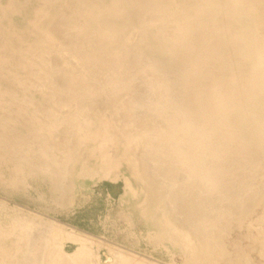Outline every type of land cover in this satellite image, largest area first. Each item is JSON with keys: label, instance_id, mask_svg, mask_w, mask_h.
<instances>
[{"label": "rangeland", "instance_id": "rangeland-1", "mask_svg": "<svg viewBox=\"0 0 264 264\" xmlns=\"http://www.w3.org/2000/svg\"><path fill=\"white\" fill-rule=\"evenodd\" d=\"M39 1V2H38ZM58 1V0H57ZM63 0H61V1H58V2H55V0H43V1H41L42 3H43V5L41 4V5H39L40 4V0H0V34H2V35H0V120L2 119V120H4V121H2L1 120V122L0 123H3V124H0V228L1 229H3L4 230V232H3V230H1L0 229V237L2 236V237H4V238H2L1 237V241H2V243H0V249H1V251L3 252L5 249H7V247L9 248L8 250H5L3 253L2 252H0V264H2V262H3V264H8L7 262H9V264H11V263H13V264H17V262H16V260L18 261V258H19V261H18V264H24V262H26L25 264H46V259H47V255H49L48 257H50L51 256V254L53 253V252H55L54 250H53V252L51 253H49V252H47V254H43V253H41V252H39L38 251V253H37V251L35 250V244H37L38 242H39V237L40 236H42V235H44V231H47L46 229H47V226H46V223H45V221L44 220H46V221H53V220H55L56 222H59V223H61V224H65V225H67V226H69V227H66V226H64L65 227V229H66V231L68 232V230L69 231H74V232H76V233H78V234H80V235H82V237L84 236V237H86L88 240L89 239H92V240H90V242L87 240L86 241V244L84 245V243H83V246H81V247H87V248H85V249H83L84 250V255L82 256L83 258H84V260L85 261H87L88 262V264L90 263V264H112V263H114L115 262V264H118V262L120 263V261H118V260H116V257L114 256V253H117V252H119L117 249V247H119V250L121 249L120 247H122L123 249H121V251L120 252H122V254L123 255H125V257L123 258V256H120L121 258H119V260L121 259V261H123L125 258H126V254H132L134 257H141L139 260H143L144 259V261H148V262H150V263H153V264H195V261L193 260V261H190V259L189 258H187V256L185 255L187 252H186V249H185V251H184V248L185 247H183V245L181 244V232L182 231H180L181 230V228L179 227L180 226V223H179V221L174 217V218H171V219H169V217L168 216H166V213H163L162 211H164V212H167V210H164V209H162V211L160 210V211H158L157 212V214H154L150 219L148 218V217H145L144 215L142 216V211H143V206H142V200H143V196H141L140 198L139 197H134V195L131 193V191H129L128 190V192L126 193L125 192V187H126V183L124 182L125 181V177H127V176H129V175H131V173H130V169L128 168H126V166H115V167H112V173L110 174V176H104V177H108V178H105L104 179V177L102 176L103 174L102 173H99L100 171H102V170H104V169H106V167H108V166H105L106 164H103L104 162H103V160L102 161H97V160H101L100 158H98V159H96L97 158V155H99L100 153H101V151H106V148H104L103 150H97V149H100V143H101V141H100V143H99V140H97V141H94V143H92L91 145L89 144V145H87V146H84V148L82 147L81 148V151L80 152H78V154H79V156H80V158H79V156H76L75 157V164L77 165V163H78V165H77V167H76V165L74 164V160L72 159V164L70 165V168H68V167H66V168H68L69 170H67L66 169V172L64 171L65 169L63 168V167H65V166H63L62 168L64 169V170H62L61 169V166H60V168L58 169L59 171H60V169H61V172L64 174V172H65V174H64V176L62 175V173L60 174L59 173V178H57V174H58V172L56 171V169L55 168H58V166L59 165H56L57 164V162H58V157L60 158V156H58V154H57V152H58V149H56V151H55V149H50V146H49V144L48 143H46L47 145V149H46V146H45V142H46V140H47V138L46 139H42V141H43V144H41V145H44V146H42V147H44L45 149H46V151H42L43 150V148L41 147V148H39L37 145H40L39 143H40V141H39V139L41 140V137L42 136H44L45 135V137H46V135L48 134V132H49V130L54 126L53 125V123L54 122H57L58 120L60 121H58L56 124H55V126H57L59 123H61V122H65V124H66V121H65V119H63L62 118V116H61V114L64 116V115H68L69 116V120L71 119L72 121H69V120H67V121H69V123H67L66 125L64 124V122L63 123H61V124H59L60 126L62 125V124H64V126L62 125L61 127H68V129L70 128L71 129V131L72 130H76L77 131V133H78V135H87V134H95V133H97L98 131H101L102 129L100 128V126L103 128L104 126H109V125H111V123H112V113H111V111L114 109V108H116L117 107V104L118 103H116V106L113 108V109H107V108H105V107H108V104L106 105V103H110V101L111 100H108V99H110V98H113V97H116L117 95V92H119L118 93V95H121V96H123L122 94H124V93H122L121 94V91L123 92V90H121V89H123L124 87L122 86V85H124V86H127V85H129L131 82H132V79L135 77V75L137 74H135V72H140L141 70H143V68H146V66H148L147 65V63H145V61L143 62V63H145V64H143L142 63V65L143 66H141V63L139 64V63H134L133 65H132V62H130L131 60H133V57L132 58H129V56L130 55H128V53H126L127 52V47H123L122 48V50L121 51H124L125 49V53H124V55H123V60H124V62H125V60H126V62L128 61V60H130V61H128L127 63L125 62V63H122L118 58H117V60H115V58H113V57H110V59H108V58H106V57H104V56H108V54H110V45H109V42H108V45L106 44V47H109V48H106V49H104V51H102L101 52V54L103 55V53L104 52H106V55H104V56H102L101 54L99 55L100 57H101V62H106V66H104V67H106L104 70H105V72L104 73H106V71H107V64L108 63H110L109 65H108V69H113L114 68V64H117V62H118V64H121L122 63V65H121V67L122 68H120L121 69V74L118 72V76H116V74H115V76H116V78L117 79H121L120 77L122 76V80H118V82H119V84H116V83H114V85H110V88H108V87H105V88H107V89H105L104 88V85H102V87L103 88H101V85H99V90H101L102 92H94V90H92V88L94 89L95 87H96V85L95 84H97V86H98V79H95V78H97V77H100L101 75V73L104 75V73L103 72H100L101 70H102V63L101 64H98V62L100 63V60H98L97 58L95 59V60H98L97 61V64L98 65H100V66H98V65H95L94 63H93V61L94 62H96L95 60H93V59H91L92 57H94V56H92L91 55V57L89 56V55H85V54H87L88 53V51L86 50V53H85V51L82 49V48H76V46H78V45H80V44H84V42L83 41H85V40H87V42H89L90 40L89 39H91V41L92 40H94V38L96 39L97 38V36L95 35V34H93L92 35V32H93V30L91 31V29L94 27L93 25L95 24V27L97 28V26H99L102 22H101V19L104 17V20H110V22H107V20H106V23H105V26L103 27H100L101 29H105V30H108V28L109 29H111L109 26H111L112 27V25L115 27L116 25V28H114L113 27V30H115L116 31V29L119 27V29H117V31L119 30L120 32H121V30H122V27H123V29L127 26V22H125L126 20H131V22H133L134 21V26H133V23H132V26H130L131 24V22H129V28L130 27H132V28H130L131 29V31H129L130 29L128 28V26L126 27V29L129 31V32H131V33H128V31L126 30V29H124L125 31L124 32H126V34L128 33V34H132V38L134 37V36H136V37H134V39H136V40H139L138 39V37L139 36H141V33L140 32H138V30L139 29H141V27H142V29H141V31H142V33L144 32V34L146 35L145 36V39H144V36H141L140 37V39L142 38V40L144 41V43L146 44L144 47H145V49L143 48V43H142V45H140L141 43H140V41L141 40H139L138 41V43H139V45L141 46V50L145 53L143 56H145L146 55V53H147V55L148 54H152V55H148V56H145V57H143L144 59H148L147 57H149V56H151L150 57V60L152 59V57L153 56H155V54L158 56H155L153 59H156L154 62H153V59L151 60V65H154L155 67H157V64L159 65L160 64V66H158L157 67V69L159 70H161V68H163V66L165 67V68H163V71L165 70V71H168V70H170V68H171V70L174 68V66H176V68H177V73H179L180 72V75H178V74H176V72L174 71V70H172V71H168V72H171V73H173L172 75L173 76H175V77H178V76H181V77H185L184 78V81L183 82H185L186 81V83H188V84H184L183 83V88H188L187 89V94H186V91H185V89H183L184 90V92L183 93H185V95H188V94H190L188 97H191V98H189V99H187V97H186V99L183 97V99H182V97H181V99H176V102H171V103H169L170 104V108L172 109L171 110V113H169V114H171V116L169 117V119L171 120L172 119V121L171 122H173L174 123V121L176 122V124H178L179 123V125H185V126H188V132L189 131H191L190 133H189V135L190 136H192L191 137V143H193V137H197V135H198V133H199V128L201 129V134H203L205 137H204V139H206L207 141L208 140H210V142L213 140V141H215L216 139H217V141H215L217 144H216V146H221L223 143V140H224V143H226V144H224L225 145V147L229 150L228 152H230V153H225L226 154V158L228 159H224V160H222V164L220 165V167L219 168H216V172H215V170H213L212 172H213V174L214 175H216L217 177L219 176V174L221 175V176H219L218 177V179H219V187L221 186H224V187H226V188H219L218 190H220L218 193H221V194H223L224 196H225V198H226V200H224V203H225V205L226 204H231V203H241L242 202V197L244 196V190H245V186L247 185V182H248V179H247V174L245 175V173H243L245 176H243V174H242V172H244V170L246 169V167H245V165L247 164V163H249V162H252V160L253 159H255V155H256V157H258V158H260L261 159V161H262V157L264 156V154L262 153V154H259V153H261V152H264V136H261V135H263L264 134V131H262V129L261 128H263V126H264V124H261V123H259V124H256L255 126H257V127H255V129L253 128L254 126H252V128H248L246 125H244V124H241V126L242 127H244V128H242L241 126H240V128L237 130L238 132H236V136H238V137H236L235 136V134L232 136V133L230 134L229 133V131H227L228 133H229V139L227 138V136H225V137H221L220 135H222V133L221 132H218L219 130H218V128H217V126H215L217 129H216V131H217V133L219 134V133H221L220 135H218V134H216V136L218 135V136H220V137H215V139H214V136L212 137L213 139L211 140V139H208V138H206V137H208V136H206L207 135V132L209 133V127L211 126V128L213 127V125L210 123V121H207V123H208V125H210V126H208L207 125V123L205 122H203V121H205L206 119H210V117H208V114H209V116H211V112H212V109L216 106V105H214L215 104V101H216V99L218 98V97H216V93H215V91H216V86L219 88L221 85H223V86H221V87H223L224 89L228 86V88L229 89H232V88H230V87H232V84L234 83V81L238 78V77H241V78H245V76L246 77H248L247 76V74L250 76V74H251V61L254 59V57H255V53H254V51H251V52H246L243 48H229V50L227 49V46L228 47H230L228 44H227V42H225L224 40L222 41V39H220V38H222V36H219L217 33H215L214 32V28H213V26L214 25H212V23H208L207 24V22H209V21H207L206 22V24L202 27H199L195 32H193L191 35H190V37L186 40L187 41V43H184V44H182V46H179V47H174L173 45H171V40H170V42L168 41L169 39V35L168 34H165L163 37H159V35L157 36V34H159V33H161V30H162V32H164V30L166 29H170V30H167V31H165V33L166 32H168L169 34H171V27L170 26H172V24L171 23H168V25H165L166 27H168V28H165V26H161L162 24V22L165 24L166 22V19L165 18H161L160 19V21H157V23H155V24H152V26H151V28H152V30H150V33L148 32V26H149V24H150V20H152V21H154L155 19L154 18H156L157 19V16H158V14H156L155 12H154V10H153V8L155 7V2H150V5L152 4V3H154L153 5H151V7H150V5H149V7L147 6L148 5V2H149V0L147 1V3L144 1V0H138V1H136V2H134V3H137V8H136V4L134 5L133 3H131L130 1H132V0H120V3L121 4H119L118 5V1L119 0H69V3H68V1L66 2V3H68V4H66L67 6H69V5H74V7L73 6H69L70 7V9H72V11H74L73 13L68 9L69 7H66L65 6V1H63ZM82 1H85L84 3H82ZM101 1H102V3H101ZM117 2V3H115V2ZM128 1V2H127ZM142 1H144L145 2V4H144V2H142ZM36 2V3H35ZM95 3V4H92V3ZM124 2V4H122ZM131 4H130V3ZM140 2V4H138ZM188 3L190 2V3H193V2H195V0H193V2H191V0H188L187 1ZM14 3V4H13ZM34 3H35V6H34ZM44 3H46V5H45V7L47 6V4H48V6L49 7H47L48 9H52V8H54V7H56L57 6V8H59V7H63L62 8V11H63V9H64V11L60 14L59 13V16L57 15L58 14V12H60V10H61V8H59L60 10H58V12L56 11V9L54 10V12H52L53 11V9H52V11H50V10H47V8H45V7H43L44 6ZM54 3V6L52 5ZM64 3V4H63ZM75 3H77V4H75ZM114 3V4H113ZM142 3L145 5H142ZM4 4V5H3ZM37 4L39 5V6H37ZM55 4H56V6H55ZM57 4H59V7H58V5ZM78 4H79V6H78ZM108 6H107V5ZM129 4V5H128ZM132 4L134 5V7L132 6ZM88 5H89V7H88ZM101 7H100V6ZM109 5H110V7H109ZM116 5V6H115ZM121 5H122V7H121ZM128 5V6H127ZM139 5H141V8L139 7ZM7 6H9V7H7ZM12 6V7H11ZM21 6V7H20ZM91 6V7H90ZM96 6V7H95ZM107 6V7H106ZM147 6V8L146 9H152V10H147L148 11V15H147V11H145L144 13L146 14H144V15H140V14H143L142 12H143V10L141 11L140 9H145V7ZM75 8L74 10H73V8ZM78 7V12H80V13H78V12H76V8ZM81 7H83L82 8V10H83V13L80 11L81 10ZM87 7V8H86ZM97 7L99 8V9H97ZM108 7L109 8H111V9H109L110 11H106L107 9H108ZM113 7V8H112ZM121 10L122 9V11H120L118 8ZM138 7H139V9H138ZM153 7V8H152ZM12 8V9H11ZM66 8V9H65ZM95 8V9H94ZM106 8V9H105ZM132 8H134V9H132ZM16 9V10H15ZM85 9V10H84ZM93 11H96L95 13H94V11H93V13L94 14H91L90 12H92L91 10ZM124 9H126L127 10V13L125 14V11H123ZM30 10H32V11H30ZM47 10V11H46ZM70 11V13H69V11ZM103 11L104 12V14L106 15H108L109 16V18H108V16L106 17L104 14L102 15V17H101V15H99L100 13H102L101 11ZM115 10H117V11H115ZM45 13H44V12ZM85 11V12H84ZM86 11H90L89 13H87V14H85L86 13ZM130 11V12H129ZM135 11V12H134ZM150 11H152V12H154V13H150ZM2 12V13H1ZM5 12V13H4ZM39 12H41V13H43V14H41V13H39ZM67 12V13H66ZM76 12V13H75ZM110 12V13H109ZM117 12H120V13H117ZM122 12H124V13H122ZM4 13V14H3ZM37 13H39V14H37ZM57 13V14H56ZM116 13V14H115ZM70 14V15H69ZM82 14L84 15V17L82 16ZM88 14L90 15L89 17H90V19L92 18V20H93V22H92V20H89V17H88ZM97 15V17H96V15ZM114 14V15H113ZM120 14H122L123 15V17L120 15ZM124 14H125V16H124ZM128 14H129V16H128ZM134 14H138V16L140 17V16H142V19H143V21H141L142 19H141V17H140V22H139V20L138 21H136L137 20V18H138V16L136 15V17H135V15ZM151 14V15H150ZM33 16V17H30V16ZM37 15H44L45 16V18H43V17H40V18H42L41 20H40V18L39 17H37ZM74 15V16H73ZM77 15H78V18H83V19H80L81 21H79L78 20V18H76L77 17ZM94 15H95V17H96V20L94 19L95 17H94ZM91 16H93V17H91ZM110 16H113V17H110ZM117 16V17H116ZM127 16H128V18H127ZM148 16V17H147ZM37 17V18H36ZM50 17V18H49ZM100 17V18H99ZM129 17H130V19H129ZM152 17H153V19H152ZM32 18V19H31ZM37 19L38 21L40 20V22H42V24L44 25L45 23V25L48 27H46V29H45V27H41L39 24H41L40 22H37V24H36V22L34 21V19ZM39 18V19H38ZM88 18V19H87ZM97 18H98V20H99V22H98V20H97ZM111 18L113 19V22H111L112 20H111ZM126 18V19H125ZM147 18V19H146ZM160 17L158 16V19H159ZM35 19V20H36ZM74 19V20H73ZM75 19H77L78 20V22H77V20H76V22H75ZM117 19V20H116ZM121 19H125V20H123V21H121ZM133 19V20H132ZM139 19V18H138ZM149 19V20H148ZM215 19H217L216 18V16H215ZM36 20V21H37ZM73 20V21H72ZM88 20V21H87ZM148 20V21H147ZM204 20V19H203ZM55 21H56V23H55ZM70 21V22H69ZM72 21V22H71ZM83 21V22H82ZM205 21H206V19H205ZM205 21H203V22H205ZM44 22V23H43ZM87 22V23H86ZM98 22V23H97ZM118 22V23H117ZM121 22V23H120ZM127 23V24H125V23ZM138 22V23H137ZM144 22H145V26H142V25H144ZM149 22V23H148ZM54 23V24H53ZM59 23V24H58ZM75 25H74V24ZM108 23V25H107V28H106V24ZM111 23V24H110ZM71 24H73V26H74V28L73 27H71L72 29H74V32H73V30L70 28V26H72ZM96 24H98V25H96ZM137 24H141V26H138ZM157 24V25H156ZM211 24V25H210ZM42 25V26H43ZM88 25H92V27L90 28ZM137 25V26H136ZM210 25V26H209ZM57 26H60V27H57ZM79 27V28H77V27ZM81 26V27H80ZM161 26V27H160ZM58 29H57V28ZM76 27V28H75ZM82 27H85V28H89V30L91 31V32H89V31H87V29H84V30H86L85 32H83V29H82V32L80 31V28H82ZM94 27V28H95ZM134 27V28H133ZM140 27V28H139ZM150 27V26H149ZM173 27V26H172ZM205 27V28H204ZM209 27H212L211 29L209 28ZM44 28V29H43ZM52 28V30H54L53 28H55V31H58L57 33H54L53 31V33L51 32V30L50 29ZM93 28V29H94ZM120 28H121V30H120ZM144 28H146L147 30H146V32H145V29ZM150 28V29H151ZM162 28V29H161ZM6 29H8V30H6ZM57 29V30H56ZM65 29V30H64ZM69 29H71V31L69 30ZM80 31V33H79V31ZM132 29H135V30H132ZM138 29V30H137ZM143 29H144V31H143ZM155 29H156V31H155ZM159 29V30H158ZM164 29V30H163ZM208 31V30H210L209 32H211V31H213V34H212V32L211 33H209L207 36H204V35H206L208 32H206V34H205V31ZM208 29V30H207ZM44 30H45V32L47 33V31H49L50 30V33H52L51 34V36L53 37V36H55V34H56V36L52 39V37L51 36H49L50 35V33L48 32L47 34H43V32H44ZM47 30V31H46ZM10 31V32H9ZM75 31H78V32H75ZM123 31V30H122ZM133 31V32H132ZM151 31H154L153 32V34L154 35H156L157 37H159V39L156 37V36H154V35H152V33H151ZM158 31V33H156ZM137 32L139 33V36L137 35ZM16 33V34H15ZM22 33H26V35H27V37H26V39H25V34L24 35H22ZM41 33H42V35H41ZM76 34V33H78V35L80 34V36H82V37H79V36H75V38L77 39V41L75 40H73V36H74V34ZM83 33H85L84 35H83ZM86 33H87V35H86ZM122 33V32H121ZM121 33H119V34H121ZM134 33V34H133ZM148 33L150 34V36H148ZM18 34V35H17ZM49 34V35H48ZM63 34V35H62ZM71 34H73V36L71 35ZM90 34H91V36H92V38L90 37ZM116 34V33H115ZM118 34V33H117ZM123 34V33H122ZM121 34V35H122ZM125 34V33H124ZM212 34V35H211ZM216 35V37H215V35ZM19 35H22V36H19ZM44 35H48L49 37H47V36H44ZM77 35V34H76ZM143 35V34H142ZM151 35L152 36H154V38L152 37L151 38ZM24 36V37H23ZM59 36H61V37H59ZM69 36V37H68ZM71 36H72V42L74 43H76L77 45H75V43L74 44H69V43H72L71 42ZM84 36H85V40H84ZM95 36V37H94ZM203 36H204V38H203ZM209 36H211L210 38H207V37H209ZM217 36H218V41L216 40L217 39ZM25 39H23V38ZM45 37V39L46 40H48V42L47 43H49L50 44V47L52 46H54V45H56V46H54V48H51V50L50 49H46V47L44 48L43 46L46 44L45 42H46V40L45 39H43ZM50 37H51V40H52V42H51V40H50ZM94 37V38H93ZM147 37H148V41H149V43L148 42H146L147 40ZM165 37L168 39L167 41L169 42H167L166 43V41H163L164 39H165ZM196 37V39H194ZM205 37H206V39H205ZM22 38V39H21ZM48 38V39H47ZM62 38H64L65 40H68V41H65L64 39H62ZM68 38H70V39H68ZM199 38V39H198ZM202 38H203V41H202ZM62 39V40H61ZM81 39H83V41H81ZM154 39V40H153ZM157 39V40H156ZM160 39H162V42L161 43H163V44H161V43H158L159 42V40ZM43 42H41V41ZM61 40V41H60ZM64 40V41H63ZM103 40V39H102ZM201 40V41H200ZM37 41L38 42H40L41 44H43L42 46H41V44L39 43H37ZM57 41V42H56ZM58 41H59V43H58ZM70 41V42H69ZM81 41V42H80ZM107 41V40H106ZM105 41V42H106ZM142 41V42H143ZM191 41V42H190ZM211 41V42H210ZM213 41H214V43H213ZM218 43H217V42ZM60 42H61V44H60ZM62 42H63V44H62ZM86 42V41H85ZM103 42V41H102ZM153 42H155V43H153ZM194 42H196V43H194ZM198 42H200V43H198ZM201 42H203V45L205 44V46H203L202 44H201ZM211 43V45H210V43ZM221 42V43H220ZM223 42H225L224 44H223ZM7 43V44H6ZM33 43V44H32ZM51 43H54V44H52L51 45ZM65 43V44H64ZM66 43L70 46V47H74L73 45H75V47L74 48H76L77 49V52H76V54L75 55H77L78 53H79V51H80V55H81V52H82V50H83V54L81 55V56H79V57H81L80 59H83L82 58V56L83 57H85L84 58V60H86L87 61V58H89L88 60L89 61H87L88 63H86V61H84L86 64H84V62H82L84 65V68H86V66H87V68H90V67H93L92 68V70L94 69V68H97V72H99L98 74H97V72H95L94 73V71H92V74L91 73H88V75L90 76L89 78L87 77V79L88 80H90L88 83L90 84L91 82L93 83V81H94V83H93V85L95 86H92V83L90 84L91 86H90V89L93 91V93H90V92H92V91H88V88H89V84L87 83V79H86V77H84L85 75H82V73L80 72V67H77V66H73V65H75L74 63H72V60L71 59H69L70 57H73V53H74V51L76 50V49H74L73 51H70L71 50V48H69V46L68 45H66ZM137 43V44H138ZM165 43V44H164ZM191 43V46L189 47V44ZM198 43V44H197ZM209 43V44H208ZM216 43V44H215ZM58 44H60V45H64V47L65 48H67L68 47V49H66L65 50V48L63 47V49L60 47V45H58ZM110 44H111V47L114 45V43H113V45H112V42H110ZM158 44H160V45H158ZM166 44H167V49H166ZM196 44H197V46H196ZM200 44V45H199ZM206 44H208V45H206ZM221 44V45H220ZM226 44H227V46H226ZM240 45H242L241 43H239ZM16 45V46H15ZM34 45H35V47H37V48H35L34 47ZM38 45H39V47H38ZM67 47H66V46ZM139 45L136 47V45H134L133 44V47H135L134 48V52H133V54H134V57L136 56V52H138V53H140V50H139ZM147 45H149V47H147ZM164 45V46H163ZM188 45V48H182V47H184V46H187ZM210 45V46H209ZM214 45H215V47H214ZM3 46V47H2ZM18 46V47H17ZM29 46V47H28ZM32 46H33V48H32ZM45 46H48V45H45ZM151 46V47H150ZM158 46V47H157ZM202 47L203 46V49L206 47H208L207 49H210L212 46V50H213V53H211V52H209L208 50H206V48L204 49V50H206V51H208V52H205L204 50H202V52H203V54H202V52H201V50L199 49V47ZM216 46H218L220 49H218L217 50V48L218 47H216ZM224 46V47H223ZM226 46V47H225ZM49 46H48V48H50ZM147 47V48H146ZM165 47V51H164V48ZM192 47V48H191ZM196 47V48H195ZM222 47V48H221ZM240 47V46H239ZM40 50H39V49ZM41 48L42 49H45V51H41ZM60 48V49H59ZM149 48V49H148ZM191 48V49H190ZM197 48H198V50H197ZM216 48V49H215ZM3 49H4V51H3ZM109 49V50H108ZM124 49V50H123ZM150 49H152V50H150ZM226 49V50H225ZM231 49V50H230ZM20 50V51H19ZM28 50V51H27ZM50 51V54L54 57V58H57V59H54L53 58V60H54V62L56 63V66L54 67V66H52V65H55V63L53 64L52 62V60L50 61V58H51V56L50 55H47V56H49V57H47L46 56V53L48 52V51ZM67 50H68V52H67ZM106 50V51H105ZM108 50V51H107ZM149 50V51H148ZM191 50V51H190ZM226 52H225V51ZM228 50V51H227ZM31 53H30V52ZM37 51H41V54H40V52H37ZM51 51H53V52H56L55 54L54 53H52ZM66 51V53H64ZM70 51V52H69ZM151 51V53H148V52H150ZM162 51V54L160 53ZM170 51V52H169ZM211 51V50H210ZM39 54H37V53ZM45 52V53H44ZM71 52H73V53H71ZM215 52H216V54H218V55H215V57H214V54H215ZM244 52H245V54H244ZM2 53H4V54H2ZM12 53V54H11ZM14 53V54H13ZM18 53V54H17ZM34 53H36L38 56H42V57H40V59L42 58V61H39L40 59H39V57L36 55V54H34ZM68 53V54H67ZM85 53V54H84ZM155 53V54H154ZM160 53V54H159ZM164 53V54H163ZM197 53V54H196ZM207 53V54H206ZM227 53V54H226ZM7 54V55H6ZM27 54V55H26ZM32 54H34V55H32ZM42 54H44V55H42ZM47 54H49V52L47 53ZM59 54H60V56L62 57V58H60V56H59ZM73 54V55H72ZM105 54V53H104ZM167 54V55H166ZM169 54V55H168ZM202 54V55H201ZM206 54V55H205ZM209 54H211V55H209ZM4 55V56H3ZM57 55V56H56ZM68 55H71V56H68ZM74 55V56H75ZM79 55V54H78ZM77 55V56H78ZM128 55V56H127ZM163 55H164V58H163ZM171 55V56H170ZM197 55V56H196ZM203 55H205L206 56V58H205V56H203ZM207 55H209V57L210 58H208L207 57ZM213 55V56H212ZM22 56V57H21ZM29 56V57H28ZM35 56H37L36 58H38V59H36V64H34L35 62H34V57ZM64 56V57H63ZM69 58H68V57ZM99 56H98V58H99ZM127 56V59H125V57ZM160 56V57H159ZM165 56L168 58H166L165 59ZM174 56V57H173ZM182 56H183V58H182ZM216 56H217V58H216ZM228 56V57H227ZM21 57V58H20ZM32 57V60H30V58ZM102 57H103V59H102ZM109 57V56H108ZM213 57V58H212ZM44 58H45V60H44ZM49 58V59H48ZM160 58V60H158ZM171 58V59H170ZM174 58H175V61H174ZM23 59H24V61H23ZM52 59V58H51ZM60 59V60H59ZM62 59V60H61ZM67 59V60H66ZM91 59V60H90ZM100 59V58H99ZM105 59H107V60H105ZM173 59V60H172ZM180 59V60H179ZM183 59V60H182ZM209 59V60H208ZM210 59H211V61H210ZM28 60V61H27ZM69 60V62L67 63V61ZM93 60V61H92ZM135 60V62H136V59H134ZM164 60V61H163ZM171 60V61H173L172 62V64L174 63V65H172V67H170L171 66V64H169V63H171V61L169 62V61ZM178 60V61H177ZM31 61V62H30ZM37 61L38 62H41V63H37ZM58 61V62H57ZM66 61V62H65ZM81 61H83V60H81ZM166 61H168V63L166 62ZM196 61V62H195ZM7 62V63H6ZM24 62V63H23ZM27 62V63H26ZM62 62H64V63H62ZM90 62V63H89ZM94 64H92V63ZM116 62V63H115ZM130 62V63H129ZM134 62V61H133ZM153 62V63H152ZM166 62V63H165ZM180 63V65L178 66V63ZM181 62H184V65H185V67H184V65H183V63H181ZM206 62V63H205ZM207 62H208V65H207ZM26 63V64H25ZM32 63V64H31ZM59 63H61V65L59 64ZM163 64V66H162V64ZM177 63V64H176ZM204 63H205V65H204ZM40 64H42V67H41V65L39 66ZM45 64L47 65V64H49V66L51 65L52 67V69L48 66H45ZM57 64L58 65H60L59 67L57 66ZM64 64V65H63ZM67 64V65H66ZM73 64V65H72ZM113 64V65H112ZM168 64V65H167ZM210 64H212L213 66H211V68H210ZM31 65H32V67H34L35 65H37L39 68H37V66L35 67V68H32L31 67ZM63 65V66H62ZM70 65V66H69ZM89 65V66H88ZM102 65V66H101ZM105 65V64H104ZM127 65H128V67H127ZM131 65L133 66V67H131ZM146 65V66H145ZM170 65V66H169ZM200 65V66H199ZM207 65V66H206ZM24 66L26 67V68H24ZM73 66V67H72ZM96 66V67H95ZM100 68V70H99V68ZM135 66H137V67H135ZM204 66V67H203ZM28 67V68H27ZM30 67L32 68V69H30ZM57 67V68H56ZM72 69H71V68ZM103 67V68H104ZM116 67H117V65H116ZM140 67V68H139ZM166 67H167V69H166ZM169 67V68H168ZM179 67H181V69H179ZM196 67H199L198 69L196 68ZM40 68H42V69H40ZM48 68V69H47ZM50 68V69H49ZM56 68V70H60V69H62L63 71H65V73H69V75H70V73L71 74H73L75 71H77V72H75L74 74L75 75H71V76H75L74 78L75 79H78L79 80V82H80V88H79V91H80V89H82L83 90V92H84V94H88L89 95V93L90 94H92L91 95V97L93 96V98L95 99V98H97V96L99 97L98 99H100V101H99V106L100 107H98V106H96V107H91V106H95V105H97L98 104V99L97 100H92V98L89 96L88 98H91V100L92 101H97V102H91V103H94L93 105L91 104V103H89L91 100L89 99V100H87L88 98H86L87 96H85V98H83L84 96L83 95H81V93L83 94V92H82V90L80 91V92H76V90L78 89L77 87H75V85L73 86V87H68V80L66 81V83H64V80L62 79V78H64L63 77V75L65 74V73H63V71L61 70V72H58L57 71V76L59 75V77H56V76H54L51 72H50V70L51 71H54L55 73L54 74H56V71L54 70ZM66 68H68V69H66ZM86 68V69H87ZM138 68H139V70H138ZM182 68H184L183 70H182ZM236 68V69H235ZM28 69V70H27ZM40 70V72L38 71V70ZM124 69V70H123ZM130 69V70H129ZM134 71H133V70ZM137 69V70H136ZM179 69V70H178ZM201 69V70H200ZM42 70V71H41ZM43 70H46V71H43ZM82 70V69H81ZM104 70H102V71H104ZM184 70H186L187 71V73L186 74H181V72H184ZM192 70V71H191ZM35 71V72H34ZM72 71H73V73H72ZM88 71H89V69H88ZM96 71V70H95ZM185 71V72H186ZM206 71H207V73H206ZM210 71V72H209ZM242 71V72H241ZM45 72V73H44ZM90 72H91V69H90ZM107 72H110V70H108ZM174 72H175V74H174ZM214 74H212V73ZM249 72V73H248ZM43 73V74H42ZM46 73H50V74H52V75H50V74H46ZM125 73L127 74V73H129L128 75H125ZM132 73H133V75H132ZM36 74V75H35ZM44 74L45 75H47V76H45L44 77ZM63 74V75H62ZM77 74V75H76ZM81 74V75H80ZM120 74V75H119ZM218 76H217V75ZM42 75V76H41ZM67 75V74H66ZM103 75H102V77H103ZM124 75H125V78H124ZM132 75V76H131ZM183 75H185V76H183ZM204 75V76H203ZM207 75V76H206ZM215 76L214 78H213V80H214V82L211 80V77L210 76ZM240 75V76H239ZM244 75V76H243ZM4 76V77H3ZM36 76V77H35ZM38 76V77H37ZM81 76V77H80ZM94 76V77H93ZM106 76H107V74H106ZM106 76L104 77L105 79H102V78H99V79H102V80H100L99 81V84H101V82L103 83V81H104V83H105V81H106ZM120 76V77H119ZM127 76V77H126ZM129 76V77H128ZM190 76V77H189ZM220 76V77H219ZM229 77V79H230V82L228 83V82H226V84H225V81H229L228 79H227V77L226 78H224L223 79V77ZM41 77V78H40ZM47 77V79H48V81L47 80H45V78ZM48 77H54V78H48ZM181 77H179V78H181ZM197 77V78H196ZM208 77V78H207ZM219 77V78H218ZM222 77V78H221ZM30 78V79H29ZM33 78H37V79H33ZM40 79V81H39V79ZM60 79V81L58 80V81H55L56 79ZM90 78H92V80L90 79ZM115 78V77H114ZM115 78V81H117V79ZM217 78H218V80H217ZM21 79V80H20ZM81 79H82V81H81ZM98 80V81H95V80ZM188 79V80H187ZM198 79H200V80H198ZM35 80H37V81H35ZM45 82H43V81ZM51 80V81H50ZM61 80H63L62 82H61ZM125 82H124V81ZM207 80V81H206ZM215 80H217L216 82H215ZM221 80V81H220ZM223 80H224V82H223ZM22 81V82H21ZM31 81L33 82V83H31ZM47 81V82H46ZM126 81H128V82H126ZM131 81V82H130ZM76 82V81H75ZM81 82L83 83V84H81ZM122 82L124 83V84H122ZM211 82V83H210ZM217 82L219 83V82H221L222 84H217ZM27 83V84H26ZM39 83V84H38ZM41 83H43L44 85H46V83H47V85H48V89L43 85V84H41ZM55 85H54V84ZM84 83H85V85H84ZM107 83H109V82H107ZM129 83V84H128ZM208 83H210V84H208ZM230 85H228V84ZM23 85V86H21V85ZM41 84V85H40ZM57 84H58V87H57ZM64 84H66L67 85V87L65 88V86L66 85H64ZM73 84V83H72ZM106 84V83H105ZM110 84V83H109ZM109 84H106V85H109ZM112 84V83H111ZM115 84H116V86H115ZM202 84H203V86H202ZM234 84H236V83H234ZM24 85H27V86H24ZM30 85V86H29ZM31 85H33L32 87H31ZM35 85H37V86H35ZM39 85V86H38ZM86 85L88 86L87 88H86ZM123 87H121V86ZM208 85H210V87L208 86ZM220 85V86H219ZM227 85V86H226ZM44 86V87H43ZM60 86H61V88H60ZM84 87V89H83V87ZM121 87V89H120V87ZM185 86H188V87H185ZM211 86H213V87H211ZM24 87L25 88H27V89H24ZM31 87V88H30ZM33 87H36V88H33ZM37 87H38V89H37ZM42 87V88H41ZM74 87L76 88V90L74 89ZM69 89V88H71L70 90H66V89ZM85 88L87 89V90H85ZM212 88V89H211ZM41 89V90H40ZM42 89H45L46 91H42ZM89 89V90H90ZM112 89V90H111ZM125 89V88H124ZM28 90V91H27ZM86 91V93H85V91ZM96 90H97V87H96ZM104 90V91H103ZM108 90H110V91H108ZM114 90V91H113ZM120 90V91H119ZM191 90V91H190ZM59 91V92H58ZM106 91V92H105ZM115 91H117L116 92V94H115ZM107 92H109V93H111L112 94V92H114L113 94L115 95V96H111V95H109V93L108 94H106ZM125 92V91H124ZM189 92V93H188ZM94 93H96V95H93ZM98 93L99 94H101V97H100V95H98ZM104 95H103V94ZM67 94H69V95H67ZM78 94V95H77ZM194 96H193V95ZM57 96L56 97V99L55 100H53L55 97L54 96ZM182 95H184V94H182ZM207 95H208V97H207ZM68 96V97H67ZM79 96H83V97H79ZM103 96V97H102ZM104 96H106V97H104ZM107 96L109 97L108 99H106V100H104V98H107ZM26 97V98H25ZM52 97H54V98H52ZM59 97H61L62 98V100H64V101H62L61 100V102H60V99H59ZM64 97H67V99H65ZM71 97V98H70ZM72 97H76V99H78V97L81 99V100H79L78 99V102L80 103V104H78V102H76L77 100L76 99H74L73 100V98ZM117 97H119V96H117ZM20 98V99H19ZM29 98V99H28ZM194 98V99H193ZM206 98H207V100L209 99V101H207L206 100ZM48 99V100H47ZM59 101H58V100ZM73 101H72V100ZM104 100L105 101V103H104V101L102 102V103H104L103 105H101V100ZM210 99L212 100V102H211V104L213 105V106H210L211 104H210ZM20 100V101H19ZM30 100V101H29ZM69 100H71V101H69ZM76 100V101H75ZM82 100H84V102L82 103V102H80V101H82ZM182 100V101H181ZM183 100H184V103H183ZM186 100H189V101H191V102H189V101H186ZM194 100V102L192 103V101ZM205 100V101H204ZM55 103H54V102ZM107 101V102H106ZM186 101V102H185ZM20 102V103H19ZM58 102V103H57ZM118 102V101H117ZM186 104L187 106H185L184 105V107H186V108H184V110H180L179 109V105L178 104ZM56 103H57V105H56ZM61 103H62V106L59 108V109H57V107L56 106H59V104L61 105ZM83 104V106H78L77 108L75 107L77 104L78 105H82ZM188 103V104H187ZM192 103V104H191ZM208 105H207V104ZM32 104H33V106H32ZM37 105V107H36V105ZM91 104V106H89L88 107V105H90ZM191 104V105H190ZM205 104L207 105V106H205ZM216 104H218L217 102H216ZM48 105V106H47ZM104 105H106V106H104ZM119 105V104H118ZM189 105V106H188ZM41 106H43V107H41ZM177 106V108H175V107ZM46 107V108H45ZM56 107V108H55ZM85 107V108H84ZM88 107V108H87ZM191 107V108H190ZM195 107H196V109H195ZM207 107V108H206ZM209 107V108H208ZM212 107V108H211ZM9 108V109H8ZM21 108H22V110H21ZM36 108V109H35ZM56 110H55V109ZM87 108V109H86ZM109 108V107H108ZM188 108V109H187ZM207 109V110H205V109ZM211 108V109H210ZM2 109V110H1ZM40 109V110H39ZM52 109H54L53 111H52ZM193 109H194V111L196 112V111H198V112H196V113H193L194 111H193ZM208 109H210V110H208ZM10 110V111H9ZM81 110V114H79L78 115V112ZM84 110H86V111H84ZM88 110V111H87ZM93 110H95V111H97L96 112V114H95V116L94 117H99V119H100V117L101 116H99V115H101V114H97L99 111L101 112L102 111V113L103 114H105V115H103L102 114V120L100 119V120H98V122L99 123H101V124H99V123H95L94 124V121L92 122V120L94 119H97V118H93V116H91V117H89L90 119H89V121L87 122L86 120H85V116H89V114L90 115H94V114H92L91 113V111H93ZM200 110V111H199ZM201 110H202V112H201ZM5 111H7V112H5ZM49 111V112H48ZM50 111H52V112H50ZM9 112V113H8ZM11 112V113H10ZM57 112H59L58 114H56ZM99 112V113H100ZM175 112V113H174ZM204 112H206V113H204ZM5 113V115H2V114H4ZM52 113V114H51ZM53 113H54V115H53ZM66 113V114H65ZM80 113V112H79ZM82 113L84 114V115H82ZM108 113H109V115H108ZM111 113V114H110ZM173 113V114H172ZM178 113V114H177ZM47 114V115H46ZM174 114H177V116L176 115H174ZM197 114V115H196ZM50 115H53L54 116V118H53V116L51 117ZM71 115V116H70ZM97 115V116H96ZM107 115V117H106V120H104L103 121V119H104V117ZM173 115V116H172ZM179 115V116H178ZM206 117V118H203L204 116ZM9 116V117H8ZM50 116V117H49ZM61 116V117H60ZM110 116V117H109ZM4 117V118H3ZM29 117V118H28ZM44 117V118H43ZM57 117H58V119H57ZM60 117V118H59ZM71 117V118H70ZM73 117V118H72ZM74 117H75V120H74ZM84 117V118H83ZM109 117V118H108ZM176 117V118H175ZM200 117H201V119H200ZM13 118V119H12ZM19 118V119H18ZM42 118V119H41ZM65 118H66V116H65ZM78 118H83V120L81 119H79V121H78ZM108 118V119H107ZM182 118V119H181ZM185 120H184V119ZM50 119V120H49ZM67 119V118H66ZM88 119V118H87ZM174 119V120H173ZM176 119V120H175ZM262 119H263V122H264V112H263V114H262ZM9 120V121H8ZM20 120V121H19ZM36 120H38V121H36ZM52 120V121H51ZM54 120V121H53ZM87 122H85V121ZM160 120V119H159ZM182 120V121H181ZM197 120V121H196ZM17 121V122H16ZM48 121H51V122H53V123H51L52 125H51V128L49 129V127H48V129H46V131H45V129L44 128H46L47 127V125H50V123L48 122ZM76 123H75V122ZM81 121V122H80ZM178 121H181V123L180 122H178ZM183 121H185V122H183ZM188 121V122H187ZM5 122V123H4ZM47 122V123H46ZM70 122H74L73 124H75V125H78V127L77 126H75V125H73V124H71ZM78 122V123H77ZM85 122V123H84ZM91 122V123H90ZM95 122H97V121H95ZM108 122H110V123H108ZM202 122V123H201ZM34 123V124H33ZM103 123V124H102ZM192 123V124H191ZM47 124V125H46ZM69 124H71V126L73 125V126H75V127H70V125ZM89 124H91V126L89 125ZM96 124H98V125H96ZM175 124V123H174ZM200 124V125H199ZM201 124L203 125V124H205V125H207V127H206V129L204 130L205 132H206V134H205V132L203 131V129H202V127L204 126L205 127V125H203L202 127H199V126H201ZM261 124V125H260ZM1 125H2V127H1ZM4 125H5V127H4ZM25 125V126H24ZM35 125V126H34ZM40 125V126H39ZM58 125V126H59ZM93 125V126H92ZM100 125V126H99ZM182 125V126H183ZM190 125V126H189ZM199 125V126H198ZM260 125V126H259ZM263 125V126H262ZM33 126V127H32ZM85 126V127H84ZM99 128H98V127ZM193 126V127H192ZM7 127H9V128H7ZM14 127V128H13ZM35 127H36V129H35ZM92 127H94V128H92ZM95 127L97 128V129H95ZM195 127H197V128H195ZM199 127V128H198ZM218 127H219V125H218ZM227 127V125H224V126H220L219 128H220V130L222 129V128H226ZM3 128V129H2ZM28 128V129H27ZM228 128V127H227ZM247 128V129H246ZM25 129H27V130H25ZM77 129H79V130H81V131H79V130H77ZM89 129V131H87ZM91 129H93V130H91ZM195 129V130H194ZM198 129V130H197ZM241 129V130H240ZM254 129V131H252ZM257 129V130H256ZM8 130V131H7ZM10 130V131H9ZM14 130L16 131V132H14ZM39 130V131H38ZM44 130V131H43ZM48 130V131H47ZM82 130H84V131H82ZM207 130V131H206ZM222 130H225V129H222ZM250 130V132H248V131ZM260 130V132H258ZM263 130H264V128H263ZM33 131V132H32ZM43 131V132H42ZM74 131H72L73 133H74ZM86 131V132H85ZM94 131V132H93ZM195 133V134H197L196 136H195V134H192L193 132ZM197 131V132H196ZM243 131V132H242ZM245 131H247V132H245ZM262 131V132H261ZM10 132V133H9ZM11 132H13V133H11ZM19 134H18V133ZM35 132V133H34ZM37 132H40V133H38V134H41L40 136H37L38 134H37ZM45 132V133H44ZM81 132V133H80ZM92 132V133H91ZM254 132V133H253ZM34 133V134H33ZM77 133H74L75 135L77 134ZM80 133V134H79ZM238 133V134H237ZM242 133V134H241ZM244 133V134H243ZM246 133H247V136H246ZM252 133H253V135H252ZM258 134L259 135V137H257L255 134ZM36 134V136L38 137V141H39V143H37V144H35V143H33L32 141H33V139H36V138H33V137H35L34 135ZM70 134H72L71 132H70ZM74 134H72V135H74ZM19 135V136H18ZM24 135V136H23ZM32 135V136H31ZM241 135V136H240ZM243 135H244V138H243ZM249 135V136H248ZM251 135L252 136H254V137H251ZM77 136V135H76ZM188 136V135H187ZM190 136H188V137H190ZM15 137H16V139H15ZM40 137V138H39ZM145 137V136H144ZM143 137V138H144ZM240 137L242 138V139H245V141L244 140H241L240 139ZM256 137L258 138V141H257V139H256ZM260 137H262V140L260 139ZM43 138V137H42ZM101 138V140L103 139V137H100ZM99 138V139H100ZM142 138V139H143ZM193 138V139H192ZM225 138V139H224ZM231 138V139H230ZM236 138V139H235ZM254 138H255V140H254ZM189 139V141H190V138H188ZM218 139H219V144H218ZM220 139H223V140H221V142H220ZM227 139V140H226ZM235 139V140H234ZM7 142H6V141ZM45 140V141H44ZM205 140V141H206ZM234 140V142H232ZM239 140V141H238ZM247 140V141H246ZM249 140H251V141H249ZM5 141V142H4ZM27 141V142H26ZM30 141V145H29V142ZM36 141H37V139H36ZM36 141H34V142H36ZM48 141V140H47ZM126 142H125V144L129 141V143H127L126 144V146H125V144H123L124 145V147H123V145H118L117 146V148L116 149H114V148H112V150H116V151H118L119 150V152H117V154L118 155H121L124 151H126V149L128 148V150L129 149H133V147H134V143L132 142V140H125ZM206 141V142H207ZM213 141H212V143H213ZM237 141V142H236ZM255 141H257L256 143H255ZM259 141H261V143L263 144H261ZM16 142V143H15ZM49 142V141H48ZM215 142L213 143V145H215ZM239 142V143H238ZM245 142V143H244ZM252 142V143H251ZM42 143V142H41ZM233 143V144H232ZM254 143V144H253ZM35 144V148L37 147V148H39L40 149V151H41V153H40V151H39V149H38V151L36 152L35 151V153H32L31 155H32V157L30 158H25V157H28V155H30V153H29V151H27L28 149H30V151H32V150H35V148L34 149H32L31 147L33 146ZM96 144V146H94ZM245 144H246V146H245ZM258 145V147L256 148V145ZM19 145H22V146H19ZM40 145V146H41ZM99 145V146H98ZM129 145V146H128ZM133 146L132 148H130V146ZM235 146L234 147V149H233V146ZM253 145V146H252ZM29 146H30V148H29ZM48 146H49V148H48ZM98 146V147H97ZM115 146V145H114ZM128 146V147H127ZM215 146V147H216ZM238 146V147H237ZM261 146H262V148H261ZM87 147H88V149H87ZM91 147H93V148H91ZM102 147V146H101ZM127 147V148H126ZM232 149H231V148ZM241 147V148H240ZM250 147V148H249ZM22 148V149H21ZM28 148V149H27ZM37 148H36V150H37ZM126 148V149H125ZM32 149V150H31ZM42 149V150H41ZM52 150L53 151V153H51L52 151H49L51 154H52V157L53 156H56L54 159L51 157V159H53V162L55 163V165H54V163H52L51 161V159H49L48 160V158L50 157V155L51 154H48L49 152H48V150ZM84 151H86L87 152V156L86 155H82V152H83V150ZM87 149V150H86ZM122 149H125L124 151L122 150ZM216 149V148H215ZM218 149V148H217ZM223 149V148H222ZM227 149H226V151H227ZM260 150V152L258 153V150ZM262 149V150H261ZM18 150H22V151H18ZM96 150H97V152H96ZM191 150L193 151V149H192V147H191ZM223 150H225V149H223ZM251 150V151H250ZM254 150H256V151H254ZM28 154H26L25 152ZM121 151H123V152H121ZM195 151H198V149H196ZM247 151H248V153H247ZM254 151V152H253ZM18 152V153H17ZM22 152H24L23 154H22ZM33 152V151H32ZM44 152H46L47 153V158L45 157V155H46V153L44 154ZM56 152V155L54 154ZM91 152V153H90ZM95 152H96V154H95ZM98 152H100V153H98ZM225 152V151H224ZM256 152V153H255ZM43 153V154H42ZM90 153V154H89ZM119 153H121V154H119ZM233 153H234V155H233ZM250 153V154H249ZM252 153V154H251ZM24 155V154H26V155H24V156H22V157H24L23 159H22V157L20 156V159H18V155ZM42 154V155H41ZM54 154V155H53ZM77 154V155H78ZM116 153H113V151H112V156L113 155H115ZM193 154L195 155V152L193 151ZM228 154V155H227ZM248 154V155H247ZM254 154V155H253ZM259 156H258V155ZM92 155H95L96 156V158H95V156H92ZM229 155H231V156H234L235 157V155L236 156H238L237 157V159H236V157L234 158V157H230ZM247 155V156H246ZM261 155V156H260ZM263 155V156H262ZM58 156V157H57ZM85 157L84 159H83V157ZM89 156H92V157H94L95 159H96V161H94V158H92V160H91V158L89 157ZM229 156V157H228ZM243 156V157H242ZM249 156V157H248ZM2 157V158H1ZM241 158V160H240V158ZM248 157V158H247ZM34 158V159H33ZM47 160H46V159ZM79 158V159H78ZM232 158H233V160H236L235 162H233V160H232ZM247 158V159H246ZM257 158V160H258V162L257 163H259L260 162V160ZM21 159L23 160V161H21ZM38 159V160H37ZM82 159V160H81ZM86 159V160H85ZM222 159V158H221ZM251 161H250V160ZM51 160V161H50ZM57 160V161H56ZM60 160V159H59ZM83 160H84V165H85V167L83 168L82 166H81V164L79 165V163H80V161L81 162H83ZM89 160V164H88V161ZM225 160H227V163L231 160V163L229 162L228 164L225 162ZM242 160H244L243 161V163L245 164H243L242 163ZM24 161H27V163H24ZM29 161H31V163L29 164L28 162ZM35 161V162H34ZM241 161V162H240ZM21 162V163H20ZM33 162V163H32ZM52 164H51V163ZM77 162V163H76ZM224 162V163H223ZM36 163V164H35ZM92 163H94V164H92ZM196 163V162H195ZM194 163V164H195ZM236 163V164H235ZM253 163L254 164H256V159L255 160H253ZM252 163V164H253ZM45 164V165H44ZM59 164V163H58ZM91 164L92 165H94V166H91ZM197 164V163H196ZM196 164H195V166H196ZM227 164V165H226ZM239 164H243V166H241V165H239ZM251 163H249V164H247L248 165V167H249V169L251 168V166H252V164H251V166H249ZM43 165V166H42ZM54 165V166H53ZM104 165V166H103ZM198 165V164H197ZM226 165L227 166V168H229V169H227L226 168V166H225V168L223 169V167ZM234 165V166H233ZM236 165H237V167L239 168V166H241V170L240 171H237V167H236ZM21 166V167H20ZM25 168H24V167ZM76 167V169L74 168V167ZM80 166H81V168H80ZM16 167H17V169H16ZM88 167V168H87ZM91 167H93L92 168V170H91ZM102 167V168H101ZM104 167V168H103ZM253 167V166H252ZM19 168V169H18ZM42 168H44V169H42ZM50 168V169H49ZM79 168H80V170H79ZM85 168H87L86 170H85ZM118 168V169H117ZM244 168V169H243ZM21 169V170H20ZM101 169V170H100ZM223 169V170H222ZM233 169V170H232ZM235 169H236V171L237 172H234L235 171ZM15 170V171H14ZM29 170V171H28ZM54 170V171H53ZM71 170V171H70ZM84 170V172L85 173H83L82 171ZM115 170H118V172H116ZM217 170H219V171H217ZM221 170V171H220ZM233 172H232V171ZM239 170V169H238ZM69 171V172H68ZM87 171V172H86ZM90 171H91V173H93V171H94V173L95 174H98L99 175V177H94L93 176V178L91 177V176H89L87 173H90ZM98 172V173H96V172ZM230 171H231V173H230ZM48 172V174H46ZM57 172V173H56ZM68 172V173H67ZM75 172H78V173H76L77 175H75ZM82 174H84L83 175V177L84 178H82L81 176H80V173ZM114 172H116L115 173V175H117V176H114ZM212 172H211V175H213L212 174ZM245 172H247V171H245ZM16 173V174H15ZM44 173V174H43ZM54 173H56V175H54ZM67 173V174H66ZM229 174V175H227V174ZM52 174V175H51ZM85 174H87V176L85 175ZM102 174V175H101ZM120 176H119V175ZM232 174H234V175H232ZM242 174V175H241ZM31 175V176H30ZM62 175V176H61ZM68 177H67V176ZM73 175V176H72ZM79 175V176H78ZM121 175H123V176H121ZM210 175V176H211ZM235 175H238V177H236ZM56 176V177H55ZM66 176V177H65ZM76 176V177H75ZM86 176V177H85ZM88 176L90 177V179L88 178ZM101 176L103 177V178H101ZM231 177V176H233V178L235 179H232V177L231 178H229V177ZM27 177V178H26ZM48 177H50V178H48ZM62 179H61V178ZM112 177V178H111ZM115 179H114V178ZM54 179V181H56V182H58L59 183V185H58V183H54V181H53V179ZM56 178V179H55ZM69 178H70V180L71 181H69ZM77 178V179H76ZM99 178H101V179H99ZM227 178H228V180L230 181H233V183L232 182H229L228 180H227ZM241 178H243V181L241 180ZM244 178H246V179H244ZM61 179V180H60ZM65 179H67V180H65ZM237 179V180H236ZM264 179V178H263ZM262 179V181H264ZM96 180H97V182H96ZM244 180H245V182H244ZM66 181V182H65ZM222 181V182H221ZM247 181V182H246ZM65 182V183H64ZM70 182V183H69ZM226 182H228V183H226ZM238 182V183H237ZM240 182H242V183H240ZM64 183V184H63ZM91 183V184H90ZM222 183V184H221ZM226 183V184H225ZM235 183H236V186H235ZM239 183H240V185H239ZM243 183H246V185L244 186V185H242ZM55 184H57L56 185V187H54L55 186ZM62 184V185H61ZM262 186H261V188H262V190H260L261 192H260V195L262 196L261 198H263L264 196V183L262 182ZM71 185V186H70ZM227 185V186H226ZM233 185V186H232ZM57 186L59 187V188H57ZM63 186V187H62ZM243 186V187H242ZM54 187V188H53ZM62 187V188H61ZM82 187V188H81ZM240 187H242L241 189H240ZM57 188V189H56ZM61 188V189H60ZM69 188V189H68ZM74 188V189H73ZM54 189H55V191H54ZM89 189V190H88ZM236 189V190H235ZM69 190V191H68ZM221 190H222V192H221ZM227 190H229V191H227ZM232 190V191H231ZM235 190V191H234ZM54 191V192H53ZM241 192V193H240ZM79 193V194H78ZM131 193V194H130ZM238 194V195H237ZM57 195H59V196H61V197H58ZM131 195H132V197H131ZM229 195V196H228ZM58 197V198H57ZM69 197H71V198H69ZM234 199H233V198ZM55 198V199H54ZM68 198V199H67ZM232 198V199H231ZM63 199H64V201H63ZM142 199V200H141ZM227 199H229V202H228V200ZM55 200V201H54ZM74 200V201H73ZM122 200V201H121ZM60 201H61V203H60ZM141 201V202H140ZM125 203V204H124ZM138 203V204H137ZM141 203V205H139ZM154 203V202H153ZM258 203V202H257ZM255 201H253L252 203H250L248 206L249 207H251L252 206V204H253V206L252 207H254L255 206V204H257ZM128 204V205H127ZM59 205H61V206H59ZM138 205V206H137ZM141 207V209H140V207ZM259 206V205H258ZM15 209H17V210H15ZM20 209V210H19ZM19 210V211H18ZM21 210H24V211H21ZM25 212V213H24ZM22 213H24L23 215H22ZM32 217V216H34V217H36L38 220H34V219H32L30 216H28V214ZM131 213H132V215H131ZM31 214H33V215H31ZM35 214V215H34ZM141 214V215H140ZM163 214V215H162ZM22 215V216H21ZM28 216L26 219H25V217L26 216ZM38 215H39V218H38ZM125 217H124V216ZM250 215V211H249V214H248V211L247 212H245L242 216H249ZM16 216H18V217H16ZM24 216V217H23ZM41 216V217H40ZM137 216V217H136ZM165 216H166V218L168 217V219L170 220H168V221H166V218H165ZM169 216H170V214H169ZM30 217V218H29ZM45 217V218H44ZM126 217H128V219L126 218ZM140 217H142V218H140ZM156 217V218H155ZM260 216H257V217H254V219H252V222L253 223H255L256 221H258L260 218H259ZM42 218V219H41ZM48 218H50V219H48ZM129 218H130V220H129ZM132 218V219H131ZM137 218V219H136ZM40 219V220H39ZM143 219V220H142ZM146 219V220H145ZM158 219V220H157ZM160 219V220H159ZM163 219V220H162ZM14 220V222H13V224H15V225H18L17 227L15 226H13V224H12V222L11 221H13ZM18 220H19V222H18ZM27 220H34V223L35 224H38L39 223V225H38V227H40L39 229H37V231H33V233L32 234H28L27 236L26 235H22V234H19L18 233V236H17V233H16V235H14L13 233H15V232H17L18 230H19V227H20V224L19 223H21V222H23V221H27ZM137 220V221H136ZM141 220V221H140ZM156 220H157V222H156ZM42 221V222H41ZM130 221H132V223L130 222ZM147 221V224L146 223H144V222H146ZM151 221V222H150ZM177 222L176 224L174 223V222ZM18 222V223H17ZM164 222V223H163ZM152 223H153V225L154 226H152ZM166 223V224H165ZM252 223V224H253ZM257 223V222H256ZM41 224V225H40ZM156 224H160V225H156ZM174 224V226L172 227V225ZM236 224H238V222L236 223ZM258 224V223H257ZM2 225V226H1ZM10 227V229H8L9 227ZM12 226V227H11ZM156 226H158V228L160 229V231H161V229H162V234L163 235H161V232L159 231V229L156 227ZM161 228H160V227ZM177 226H178V228H179V230H176L175 228H177ZM6 227V229H7V232L5 231V229L4 228ZM43 227V228H42ZM163 227H165V228H163ZM233 227V226H232ZM14 228H16V229H14ZM18 228V229H17ZM42 228V229H41ZM72 228V229H71ZM167 228V229H166ZM177 228V229H178ZM234 228V229H233ZM232 228V230H233V235H239L240 233H241V231L243 230V227H238V226H234ZM237 228V229H236ZM242 228V229H241ZM75 229V230H74ZM164 229V230H163ZM172 229H174V230H171ZM11 230V231H10ZM14 230H16V231H13ZM140 230V231H139ZM147 230V231H146ZM170 230V231H169ZM176 230V232H174ZM231 230V229H230ZM239 230H240V232H239ZM165 231V232H164ZM167 231V232H166ZM238 231V232H237ZM9 232H12V233H10L9 234ZM37 232H39V234L37 233ZM158 232H160V233H158ZM164 232V233H163ZM170 232V233H169ZM171 232L173 233V235H175V236H179L180 238L179 239H175V238H173V237H171L170 235H172L171 234ZM8 234V236L7 235H5V234ZM42 233V234H41ZM165 233H167V234H165ZM235 233V234H234ZM35 234V235H34ZM41 234V235H40ZM90 234V235H89ZM164 234L166 235V236H164ZM178 234V235H177ZM4 235V236H3ZM9 235H14L13 236V238H11L10 237V239H9ZM30 235H31V238L32 239H30L29 237H30ZM87 235V236H86ZM6 236V237H5ZM17 237V239H16V237ZM19 236H21L20 238H19ZM39 236V237H38ZM95 236V237H94ZM158 236V237H157ZM161 236V237H160ZM25 237V238H24ZM27 237V238H26ZM102 238L103 240H101V242H99L98 243V240L100 241V239H98L97 240V238ZM160 237V238H159ZM169 237V238H168ZM24 240H23V239ZM29 238V239H28ZM170 238H172V239H170ZM12 239V240H11ZM16 239V240H15ZM21 239V240H20ZM105 239V240H104ZM162 239H163V241H162ZM14 240V241H13ZM30 240L33 242H31V244H30ZM158 240V241H157ZM160 240V241H159ZM170 240H172V241H174V242H172V241H170ZM10 241H11V243H10ZM21 241H24L25 242V244H24V242H21ZM27 241V242H26ZM35 241V242H34ZM96 241H97V243H96ZM157 241V242H156ZM176 241H180V243L178 244V242L176 243ZM22 243V244H24L23 245V247H21L22 246V244H20V245H18L19 243ZM93 242H94V244H93ZM104 242V243H103ZM111 242V243H110ZM170 242V243H169ZM18 243V244H17ZM89 243H92V245L93 246H91ZM102 243V244H101ZM17 244V245H16ZM33 244V245H32ZM96 244V245H95ZM99 244V245H98ZM101 244V245H100ZM112 244V245H111ZM132 244V245H131ZM175 244V245H174ZM176 244H178V247H177V245ZM6 245V246H5ZM29 246V248H30V251L29 250H27L28 249V247H26V246ZM31 245H32V247H31ZM80 243L79 242H73V241H70V240H66V241H64L63 242V252L64 253H66L67 255H70V254H74V253H76L77 251H78V248H80ZM88 245V246H87ZM110 245L111 246H113L112 248L110 247ZM133 245H135V246H133ZM9 246H11V247H9ZM20 247V250H18V248L16 249L15 247ZM97 246V247H96ZM107 246V247H106ZM249 246L251 247V249L253 248V245H250L249 244ZM14 248V249H13ZM22 248V249H21ZM23 248H24V250L26 251H28V253H27V251L25 252L24 250H23ZM89 248V249H88ZM108 248V249H107ZM110 248V249H109ZM4 249V250H3ZM10 249H12L11 251H9ZM114 249V250H113ZM183 250V252H182V250ZM250 249V248H249ZM18 251V253L17 254H15V251ZM90 250V251H89ZM108 252H107V251ZM111 250L112 251H114L112 254H111ZM127 250V251H126ZM263 250L264 249H262L261 251L262 252H260V256L258 257V258H262V260L264 259V256H263V254H264V252H263ZM12 253V255L9 253ZM20 251V252H19ZM116 251V252H115ZM32 252V253H31ZM93 252V253H92ZM118 253L119 255L121 254V253ZM24 253H26V257H25V259L27 258V257H29L28 259H26L25 261H24V259H23V257H24V255L23 254ZM30 253V254H29ZM40 253H41V255H40ZM87 253V254H86ZM125 253V254H124ZM185 253V254H184ZM10 254V255H9ZM20 254V255H19ZM35 254H39L40 256H41V258L39 257V255L37 256V255H35ZM91 254V255H90ZM95 255V256H93V255ZM121 254V255H122ZM135 254V255H134ZM1 255H2V257H1ZM8 255V256H7ZM15 255H17L16 257H15ZM21 255H23L22 256V260L24 261H22L20 258H21ZM44 255H46L45 257H43ZM88 255V256H87ZM97 255V256H96ZM117 255V254H116ZM8 258H7V257ZM36 256H37V260L35 259L36 258ZM86 256L88 257V258H86ZM99 256V257H98ZM184 256V257H183ZM254 256V257H253ZM44 259H43V258ZM97 257V258H96ZM115 257V258H114ZM119 257V256H118ZM144 257V258H143ZM251 257H253V258H251ZM255 257H256V255H254V254H252V252L250 251V259L252 260V261H254L253 262V264H256L257 262H256V260H257V258L255 259ZM17 258V259H16ZM12 259H15V260H12ZM29 259H32V261L31 260H29ZM38 259H39V261H38ZM89 261H88V260ZM114 259V260H113ZM118 259V258H117ZM134 259V260H133ZM138 259H135V258H132L131 260L129 259L128 260V262L130 263V264H137L139 261H138ZM180 259V260H179ZM6 260H8V261H6ZM11 260V261H10ZM21 260V261H20ZM93 260V261H92ZM116 260V261H115ZM133 260V261H132ZM5 261V262H4ZM132 261V262H131ZM138 261V262H137ZM189 261V262H188ZM11 262V263H10ZM21 262V263H20ZM23 262V263H22ZM39 262V263H38ZM186 262V263H185ZM128 263V264H129ZM250 263H252V262H249V264ZM233 264H237V262L235 261ZM238 264H242V263H238ZM258 264V263H257Z\"/></svg>", "mask_w": 264, "mask_h": 264}, {"label": "bare ground", "instance_id": "bare-ground-1", "mask_svg": "<svg viewBox=\"0 0 264 264\" xmlns=\"http://www.w3.org/2000/svg\"><path fill=\"white\" fill-rule=\"evenodd\" d=\"M22 1V0H21ZM41 1H43V0H40V4L39 5H43V3L41 2ZM47 1V0H46ZM58 1H61V0H58ZM57 0H55V2H58ZM63 1H65L64 3H65V6L66 7H69V6H73L74 7V5L72 4V5H69V6H67L66 4H68L69 3V0H67L68 1V3H66L67 1L66 0H63ZM62 1V2H63ZM111 1V0H110ZM126 1V0H125ZM136 2V1H138V0H132V1H130L131 3H133L135 6H136V8H137V3H134V2ZM140 1V0H139ZM145 1V0H144ZM144 1H142V2H144ZM147 1L148 0H146L145 2L147 3ZM155 2V7L153 8V10H154V12L156 13V14H158V16L160 17L159 19H158V16H157V19L156 18H154L155 20L154 21H152V20H150L149 22H150V24H149V26H148V32L150 33V30H152V28H151V26H152V24H155V23H157V21H160V19L161 18H165L166 19V23L164 24L163 22L161 23L162 25L161 26H165V25H168V23H171L172 24V26H170L171 27V34H169L168 32H166L165 33V31H167V30H170V29H163L164 30V32H162V30H161V33H159V34H157V36L159 35V37H163L165 34H168L170 37L167 39L166 37H165V39L163 40V41H166V43L169 41L170 42V40H171V45H173L174 47H179V46H182V44H184V43H187V39L190 37V35L193 33V32H195L199 27H203L205 24H206V22L207 21H209V22H207V24L208 23H212V25H214L213 26V28H214V32L215 33H217L219 36H222V38H220V39H222V41L224 40L225 42H227V44L230 46V47H228L227 46V44H226V46H227V49L229 50V48H243L246 52H251V51H254V53H255V57H254V59L251 61V74H250V76L247 74V76L248 77H246L245 76V78L243 79V78H241V77H238L235 81H234V83H236V84H232V87H230V88H232V89H229L228 88V86L224 89L223 87L225 86L224 84V86L223 85H221V86H223V87H221L220 85V87L218 88L217 86H216V91H215V93H216V97H218L217 99H216V101H215V104L214 105H216L213 109H212V112H211V116H209V114H208V117H210V119L208 120V119H206L205 121H203L204 123L206 122L207 123V121H210V123L213 125V127L211 128V126L210 125H208V123H207V125L208 126H210L209 127V133L207 132V135L206 136H208V137H206V138H208V139H213L212 137L214 136V139H215V137H222L223 135V137H225V136H229V133L231 132L232 133V136L235 134V136H236V132H238L237 130L240 128V126H241V124H244V125H246L249 129L250 128H252V126H254L253 128L255 129V127H257V126H255L256 124H259V123H261V124H264V122H263V119H262V114H263V112H264V0H195V2H193V0H191V2H193V3H188L187 1L188 0H149V2H148V7H149V5H150V2ZM39 2V1H38ZM85 1H82V3H84ZM115 2V1H114ZM119 3H118V5L119 4H121L120 3V0L118 1ZM128 2V1H127ZM129 2V3H130ZM145 2H144V4H145ZM36 3V2H35ZM35 3H34V6H35ZM59 3V2H58ZM63 3V4H64ZM101 3H102V1H101ZM115 3H117V2H115ZM130 3V4H131ZM14 4V3H13ZM75 4H77V3H75ZM92 4H95L94 2L92 3ZM114 4V3H113ZM122 4H124V2L122 3ZM132 4V6L134 7V5ZM138 4H140V2L138 3ZM143 3H142V5H144ZM154 3H152L151 5H153ZM4 5V4H3ZM38 4H37V6H39ZM45 5H46V3H44V6L43 7H45ZM53 6H54V3L52 4ZM58 5V7H59V4H57ZM107 5V4H106ZM129 5V4H128ZM127 5V6H128ZM146 5V4H145ZM144 5V6H145ZM151 5H150V7H151ZM50 6V5H49ZM48 6V4H47V6L45 7V8H47V7H49ZM55 6H56V4H55ZM78 6H79V4H78ZM100 6V5H99ZM108 6V5H107ZM106 6V7H107ZM116 6V5H115ZM147 6L145 7V9H140L141 11L143 10V14H140V15H144L145 13V11H147L148 9H146L147 8ZM154 6V5H153ZM7 7H9V6H7ZM12 7V6H11ZM21 7V6H20ZM72 7V8H73ZM88 7H89V5H88ZM91 7V6H90ZM96 7V6H95ZM101 7V6H100ZM99 7V8H100ZM109 7H110V5H109ZM108 7V9L106 10V11H110L109 9H111V8H109ZM121 7H122V5H121ZM139 7L141 8V5H139ZM139 7H138V9H139ZM55 9H56V11L58 12V10H60L59 8H61V10H60V12H58V16H59V13L61 14L63 11H64V9H63V11H62V8L63 7H59V8H57V6L56 7H54ZM54 8H52L53 9V11H52V9H48L47 8V10H50V11H52V12H54ZM82 8L83 7H81V12L83 13V10H82ZM87 8V7H86ZM98 7H97V9H99ZM113 8V7H112ZM118 8V7H117ZM12 9V8H11ZM66 9V8H65ZM72 13L75 11L74 9L75 8H73V10L74 11H72V9H70V7L68 8ZM80 9V8H79ZM78 7L76 8V12H78ZM95 9V8H94ZM106 9V8H105ZM119 9V8H118ZM132 9H134V8H132ZM16 10V9H15ZM46 10V11H47ZM68 10V11H69ZM85 10V9H84ZM91 10V9H90ZM120 10V9H119ZM126 9H124L123 11H125ZM149 10H152V9H149ZM148 10V11H149ZM30 11H32V10H30ZM62 11V12H61ZM70 11H69V13H70ZM92 11V10H91ZM94 11V10H93ZM93 11L92 12H90L91 14H94L96 11H94V13H93ZM101 11V10H100ZM115 11H117V10H115ZM120 11H122V9L120 10ZM148 11H147V15H148ZM33 12V11H32ZM44 12V11H43ZM75 12V13H76ZM85 12V11H84ZM88 11H86V13L85 14H87V13H89ZM102 13H100L99 15H101V17H102V15L104 14V12L103 11H101ZM130 12V11H129ZM135 12V11H134ZM152 11H150V13H151ZM154 12H152V13H154ZM2 13V12H1ZM5 13V12H4ZM3 13V14H4ZM39 13H41V12H39ZM39 13H37V14H39ZM45 13V12H44ZM67 13V12H66ZM78 13H80V12H78ZM110 13V12H109ZM117 13H120V12H117ZM122 13H124V12H122ZM127 13V10L125 11V14ZM41 14H43V13H41ZM81 14V13H80ZM84 14V15H85ZM116 14V13H115ZM125 14H124V16H125ZM70 15V14H69ZM84 15L82 14V16L84 17ZM96 15V14H95ZM95 15H94V17H95ZM105 15V14H104ZM107 15V14H106ZM105 15V16H106ZM114 15V14H113ZM122 17H123V15L122 14H120ZM135 15V17H136V15L138 16V14H134ZM146 15V14H145ZM151 15V14H150ZM74 16V15H73ZM90 15L88 14V17H89ZM108 16V15H107ZM106 16V17H107ZM128 16H129V14H128ZM128 16H127V18H128ZM215 16H216V18L217 19H215ZM30 17H33L32 15L30 16ZM37 17H43V18H45V16L43 15H37ZM36 17V18H37ZM91 17H93V16H91ZM96 17H97V15H96ZM96 17L94 18L95 20H96ZM110 17H113V16H110ZM117 17V16H116ZM141 17V19H142V16H140ZM140 17L138 16V18H137V20L136 21H138L139 20V22H140ZM148 17V16H147ZM35 18V19H36ZM38 18V19H39ZM50 18V17H49ZM76 18H78V15H77V17ZM100 18V17H99ZM108 18H109V16H108ZM32 19V18H31ZM34 19V21L36 22V24H37V22H40V20L42 19V18H40V20L38 21L37 19V21ZM80 19H83V18H78V20L79 21H81ZM88 19V18H87ZM126 19V18H125ZM125 19H121V21H123V20H125ZM129 19H130V17H129ZM147 19V18H146ZM152 19H153V17H152ZM204 19V20H203ZM205 19H206V21H205ZM74 20V19H73ZM72 20V21H73ZM76 20L77 19H75V22H76ZM78 20H77V22H78ZM89 20H92V18L90 19V17H89ZM97 20H98V18H97ZM107 20V19H106ZM106 20H104V17L101 19V24L99 25V26H97V28L95 27V24L93 25L94 27V29L92 28L91 29V31L93 30V32H92V35L93 34H95L96 36H97V38L95 39L94 37V40H92L91 41V39H89L90 41L89 42H87V40H85V36H84V40L86 41H83V39H81V41H83L84 42V44L82 43V44H80V45H78V46H76V48L78 47V48H84L83 50L85 51V53H86V50L88 51V53L87 54H85V55H89L90 57H91V55L92 56H94V57H92L91 59H93V60H95L96 58L98 59V60H100V63L98 62V64H101L102 63V70H104L106 67H104V66H106V62L104 61V62H101L102 60H101V57L99 56L100 54H101V52L102 51H104V49H106V48H109L111 51H110V54H108V56H104V55H106V52H104L103 53V55L102 56H104V57H106V58H108V59H110V57H113V58H115V60H117V58L122 62V63H125L126 62V60H125V62H124V60H123V55H124V53H125V50L124 51H121L122 50V48L124 47H127V52L126 53H128V55H130L129 56V58H132L133 57V60H128V61H130V62H132V65L134 64V63H141V66H143L142 65V63L145 61V63H147V65L148 66H146V68H143V70H141L139 73L138 72H135V77L132 79V82L129 84V85H127V86H124L125 84L122 82V84H124V85H120L123 89H121V87H120V89L121 90H123V92L121 91V94L122 93H124V94H122L123 96H121V95H118V93L119 92H117V91H115V94H116V92H117V96H119V97H113V96H115L113 93L114 92H112V94L111 93H109V92H107L106 94H108L109 93V95H113L112 97L113 98H110V99H108L109 97L107 96V98H104V100H106V99H108V100H111L110 101V103L108 102V103H106V105L108 104V107H105V108H107V109H113L115 106H116V103H118L117 104V107L116 108H114L112 111H111V113H112V123H111V125H107V126H104L103 128L100 126V128L102 129L101 131H98L97 133H95V134H87V135H78V133H77V131L75 130H72V131H74V133H77L76 135L71 131V129L69 128L68 129V127H61L62 125L64 126V124H65V122H64V124H62L61 126L59 125V124H61V123H63V122H61V123H59L57 126H55V124L59 121H57V122H51V121H48L49 123H50V125H47V127L46 128H44L45 129V131H46V129H48V127H49V129L51 128V123H53V127L49 130V132H48V134L46 135V137H45V135L44 136H40L41 134H38V133H40V132H37V136H40L41 137V140L39 139V141H40V143H39V141H38V137L36 136V134L34 135L35 137H33V138H36L37 139V141H36V139H33V143H35V144H37V143H39L40 145L41 144H43V141H42V139H46L47 138V140L49 141H47L46 140V142H45V146L47 145L46 143H48L49 144V146H50V149H55V151H56V149H58V152H57V154H58V156H60V158L58 157V162H57V164L56 165H59L58 166V168H55L56 169V171L60 168V166H61V169L62 170H64L65 172H66V169L67 170H69L68 168H70V165L72 164V159L74 160L75 159V157L76 156H79V154H78V152H80L81 151V148L83 147L84 148V146H87V145H91L92 143H94V141H97V140H99V143H100V141H101V143H100V149H97V150H103L104 148H106V151L104 152V151H101V153L100 152H98V153H100L99 155H97V158H96V156L95 155H92V156H95V158L96 159H98V158H100L101 160H97V161H102L103 160V164H106L105 166H108V167H106V169H104V170H102V171H100L99 173H102L101 175L104 177V176H110V174L112 173V167H115V166H126V168L128 169H130V173H131V175H129V176H127V177H125L124 179H125V183H126V187H125V192L127 193L128 192V190L129 191H131V193L134 195V197H141V196H143V200H142V208H143V211H142V216L144 215L145 217H152L154 214H157V212L158 211H162V209H164V210H167V212H164V211H162L163 213H166V216H168L169 217V219H171V218H176L178 221H179V223H180V228H181V230L180 231H182L181 232V238L178 236H175V235H173V233L174 232H176V230H179V228H178V226H177V228H175L176 230L172 233L171 232V234L172 235H170L171 237H173V238H175L176 240L177 239H181V244L183 245V247H185L184 248V251H185V249H186V256H187V258H189L190 259V261H195V264H233L235 261L237 262V264L238 263H242V264H249V262H252V263H250V264H253V262L254 261H252L251 259H250V251L252 252V254H254V255H256V257H255V259L257 258V260H256V262L258 263V264H264V259L262 260V258L260 257V258H258L259 256H260V252H262L261 250L262 249H264V197L263 198H261L262 196L260 195V190H262V188H261V186L263 185L262 184V182L264 183V181H262V179L264 178V156L262 157V161H261V157L260 158H258V157H256V155H255V159H256V164H254L253 163V160H255V159H251L252 160V162H249V163H253L252 164V166H251V164L249 165V166H251V168L249 169V167H248V165L247 164H249V163H247L246 165L243 163V161L244 160H242V163L245 165V167H246V169L244 170V172H242V174L243 173H245V175L247 174V179H248V182H247V185H246V183H243L242 185H244L245 186V190H244V196L242 197V202L241 203H231V204H226L225 205V203H224V200H226V198H225V196L223 195V194H221V193H218L220 190H218L220 187H219V179H218V177L219 176H221L220 174H219V176L217 177L216 175H214L213 174V170H215V172H216V168H219L220 167V165L222 164L221 162H222V160H224V159H227L226 157V154L225 153H227L229 150L225 147V145L224 144H226V143H224V140L223 139H220V142H221V140H223V144L221 145V146H216V142L215 141H217V139L215 140V141H213V143L215 142V145H213V143H212V141L210 142V140H206V139H204V135L203 134H201L202 132H201V129L199 128V127H202L203 125H205V124H201V126H199L198 128H199V133H198V135L197 134H195L193 131V133L192 134H195V136L197 135V137L195 138V137H193L192 139L194 140L193 141V143H191V137L192 136H190L189 135V133L191 132V131H189L188 132V126H185V125H179V123L178 124H176V122L174 121V123L173 122H171L172 121V119L170 120L169 119V117L171 116V114H169V113H171V108H170V104L169 103H171V102H176V99L178 100V99H181V97L183 96H185L184 98L186 99V97H187V99H189V98H191V97H188L190 94H188V95H185V93H183L184 92V90L183 89H185V91H186V94H187V89L188 88H183L184 86H183V83L185 84L186 83V81L185 82H183L184 81V78L186 77L185 75H183V76H185L184 78L183 77H181V76H178V77H175V76H173L172 74L173 73H171V72H168V71H172V70H174L175 72L177 71V68H176V66H174V68L172 67V65H174V63L172 64V62L173 61H171V63H169V64H171V66L170 67H172L173 69L171 70V68H170V70H168V71H163V68H165L164 66H163V64H162V66H163V68H161V70L159 69H157V67L158 66H160V64L158 65L157 64V67H155L154 65H151L150 63H151V60L155 57V56H157L155 53V56H153L152 57V59L150 60V57L151 56H149V57H147L148 59H144L143 57H145V56H148V55H152V54H148L147 55V53H146V55L145 56H143L145 53L141 50V46L140 45H142V43H143V48L145 49V43H144V41L142 40V38L140 39V37L141 36H144V39H145V36L147 35H145L144 34V32L142 33V31H141V29H142V27H141V29H137L138 30V32H140L141 33V36H139V33L137 32V35L139 36L138 37V39L139 40H141L140 41V45H139V43H138V41L139 40H136V39H134V37H136V36H134L133 38H132V34H128V33H131V32H129V31H131V29L130 28H132V27H130L129 28V25L130 26H132V23H133V26H134V21L133 22H131V20H126L125 22H127V23H125V24H127V26H128V28L130 29H126V27L124 28V29H126L127 31H128V33L126 34V32H124L125 30L123 29V27H122V30H121V28H120V30H121V32L123 33H121L119 30L117 31V29H119V27L116 29V31L115 30H113V25H112V27L111 26H109L111 29H109L108 28V30H103V29H101L100 27H104L105 26V23H106ZM111 22H113V19L111 18ZM117 20V19H116ZM133 20V19H132ZM149 20V19H148ZM147 20V21H148ZM71 21V22H72ZM88 21V20H87ZM141 21H143V19L141 20ZM203 21H205V22H203ZM70 22V21H69ZM83 22V21H82ZM92 22H93V20H92ZM98 22H99V20H98ZM97 22V23H98ZM107 22H110V20H107ZM129 22H131L130 24H129ZM148 22V23H149ZM41 24H39L41 27H45V29H46V23L43 25L42 24V22H40ZM44 23V22H43ZM55 23H56V21H55ZM87 23V22H86ZM118 23V22H117ZM121 23V22H120ZM138 23V22H137ZM54 24V23H53ZM59 24V23H58ZM74 24V23H73ZM73 24H71L72 26H70V28L71 27H73L74 28V26H73ZM111 24V23H110ZM43 25V26H42ZM75 25V24H74ZM96 25H98V24H96ZM107 25H108V23L106 24V28H107ZM138 26H141V24H137ZM136 25V26H137ZM157 25V24H156ZM211 25V24H210ZM209 25V26H210ZM89 27L91 26L92 27V25H88ZM117 26V25H116ZM116 26L114 27V28H116ZM142 26H145V22H144V25H142ZM160 26V27H161ZM57 27H60V26H57ZM56 27V28H57ZM77 27V26H76ZM75 27V28H76ZM81 27V26H80ZM90 27V28H91ZM48 28V27H47ZM77 28H79V27H77ZM87 29V28H85V27H82V28H80V31L82 32V29ZM134 28V27H133ZM140 28V27H139ZM151 28V29H150ZM165 28H168V27H166L165 26ZM205 28V27H204ZM210 29L212 28V27H209ZM44 29V28H43ZM50 29V28H49ZM54 30H52V28L50 29L51 30V32L53 31H55V28H53ZM58 29V28H57ZM56 29V30H57ZM72 29V28H71ZM71 29H69L70 31H71ZM83 29V32H85L86 30H84ZM145 29V32H146V28H144ZM144 29H143V31H144ZM162 29V28H161ZM6 30H8V29H6ZM50 30L49 31H47V33L49 32L50 33ZM65 30V29H64ZM73 30V32H74V29H72ZM78 30V29H77ZM132 30H135V29H132ZM159 30V29H158ZM204 30V29H203ZM208 30V29H207ZM79 31V30H78ZM78 31H75V32H78ZM80 31H79V33H80ZM87 31H89V32H91L90 30H89V28L87 29ZM86 31V32H87ZM136 31V30H135ZM155 31H156V29H155ZM205 31V30H204ZM210 30H208V31H205V34H206V32H208L206 35H204V36H207L209 33H211L212 32V34H213V31H211V32H209ZM10 32V31H9ZM52 32V33H53ZM58 31H55L54 33H57ZM133 32V31H132ZM153 32L154 31H151V33H152V35H154L153 34ZM46 32H45V30H44V32H43V34H47ZM52 33H50V35L49 36H51V34ZM53 33V34H54ZM116 33V34H115ZM118 33V34H117ZM119 33H121V34H119ZM125 33V34H124ZM148 33V36H150V34ZM155 33V32H154ZM156 33H158V31L156 32ZM16 34V33H15ZM25 34V35H24ZM52 34V35H53ZM74 34V33H73ZM73 34H71L72 36H73ZM77 34V35H76ZM76 34H74V38H73V40L75 41H77V39L75 38V36L77 37V36H79V37H82V36H80V34L78 35V33H76ZM85 33H83V35H84ZM134 34V33H133ZM143 34V35H142ZM211 34V35H212ZM0 35H2V34H0ZM18 35V34H17ZM22 35H24L25 36V39H26V37H27V35H26V33H22ZM22 35H19V36H22ZM41 35H42V33H41ZM48 35H44V36H47V37H49ZM63 35V34H62ZM86 35H87V33H86ZM151 35V38L153 37L154 38V36H156V35H154V36H152ZM163 35V36H162ZM215 35V34H214ZM23 36V37H24ZM43 36V35H42ZM55 36H56V34H55ZM55 36H51L52 37V39L55 37ZM72 36H71V42L73 41L72 40ZM156 36V37H157ZM166 36V35H165ZM204 36H203V38H204ZM22 37V38H23ZM51 37H50V40H51ZM59 37H61V36H59ZM69 37V36H68ZM90 37L92 38V36H91V34H90ZM159 37H157L158 39H159ZM211 36H209V37H207V38H210ZM215 37H216V35H215ZM21 38V39H22ZM203 38H202V41H203ZM24 39V38H23ZM24 39V40H25ZM43 39H45V37L43 38ZM48 39V38H47ZM62 39H64V38H62ZM61 39V40H62ZM68 39H70V38H68ZM103 39V40H102ZM194 39H196V37L194 38ZM199 39V38H198ZM205 39H206V37H205ZM218 36H217V41H218ZM46 40V39H45ZM60 40V41H61ZM65 40V39H64ZM63 40V41H64ZM107 40V41H106ZM147 41L146 42H148L149 43V41H148V37H147V39H146ZM154 40V39H153ZM157 40V39H156ZM168 40V41H167ZM41 41V40H40ZM65 41H68V40H65ZM80 41V42H81ZM103 41V42H102ZM106 41V42H105ZM143 41V42H142ZM162 42V39H160L159 40V42L158 43H161ZM201 41V40H200ZM216 41V42H217ZM42 42V41H41ZM48 42V40H46V44L45 45H48L49 47H50V44L49 43H47ZM51 42H52V40H51ZM57 42V41H56ZM70 42V41H69ZM108 42H109V47H106V44L108 45ZM110 42H112V45H113V43H114V45L111 47V44H110ZM168 42V43H169ZM191 42V41H190ZM204 42V41H203ZM203 42H201V44L203 45ZM211 42V41H210ZM209 42V43H210ZM225 42H223V44L225 43ZM37 43L39 44L40 42H38L37 41ZM43 43V42H42ZM58 43H59V41H58ZM75 43V42H74ZM73 42L72 43H69V44H74ZM138 43V44H137ZM153 43H155V42H153ZM194 43H196V42H194ZM198 43H200V42H198ZM197 43V44H198ZM208 43V44H209ZM213 43H214V41H213ZM218 43V42H217ZM221 43V42H220ZM239 43H241L242 45H240ZM7 44V43H6ZM33 44V43H32ZM41 44V43H40ZM52 44H54V43H51V45ZM60 44H61V42H60ZM60 44H58V45H60ZM62 44H63V42H62ZM65 44V43H64ZM133 44L134 45H136V47L139 45V50H140V53H138V52H136V56L134 57V54H133V50H134V48L135 47H133ZM156 44V43H155ZM161 44H163V43H161ZM165 44V43H164ZM197 44H196V46H197ZM208 44H206V45H208ZM216 44V43H215ZM43 44H41V46H42ZM43 46L44 48L46 47V49H50L51 50V48H54V46H56V45H54L53 47L51 46L50 48H48V46ZM66 45H68L67 43H66ZM65 45V46H66ZM75 45H77L76 43H75ZM75 45H73L74 47H75ZM158 45H160V44H158ZM200 45V44H199ZM210 45H211V43H210ZM209 45V46H210ZM221 45V44H220ZM16 46V45H15ZM69 46V45H68ZM164 46V45H163ZM169 46V45H168ZM167 44H166V49H167ZM191 46V43L189 44V47ZM203 46H205V44L203 45ZM203 46L201 47H199V49L201 50H204L203 49ZM225 46V47H226ZM240 46V47H239ZM3 47V46H2ZM18 47V46H17ZM29 47V46H28ZM34 47H35V45H34ZM38 47H39V45H38ZM57 47V46H56ZM60 47L63 49V47H64V45L62 46V45H60ZM67 47V46H66ZM72 48V47H70L69 46V48H71V50L70 51H73L74 49H76V48ZM106 47V48H105ZM147 47H149V45H147ZM146 47V48H147ZM151 47V46H150ZM158 47V46H157ZM188 48V45L187 46H184V47H182V48ZM213 47V46H212ZM211 47V48H212ZM214 47H215V45H214ZM216 47H218V46H216ZM224 47V46H223ZM32 48H33V46H32ZM35 48H37V47H35ZM58 48V47H57ZM65 48V47H64ZM192 48V47H191ZM190 48V49H191ZM196 48V47H195ZM208 48V47H207ZM206 48V50H208L209 52H211V53H213V50L210 48V49H207ZM222 48V47H221ZM39 49V48H38ZM60 49V48H59ZM66 49H68V47L67 48H65V50ZM108 49V50H109ZM136 49V48H135ZM149 49V48H148ZM164 49V51H165V47L163 48ZM216 49V48H215ZM218 49H220L219 47L217 48V50ZM40 50V49H39ZM83 50H82V52H81V55L83 54ZM107 50V51H108ZM150 50H152V49H150ZM197 50H198V48H197ZM202 50H201V52H202ZM206 50H204L205 52H208V51H206ZM211 50V51H210ZM226 50V49H225ZM224 50V51H225ZM227 50V51H228ZM231 50V49H230ZM3 51H4V49H3ZM20 51V50H19ZM28 51V50H27ZM41 51H45V49H42L41 48ZM41 51H37V52H40V54H41ZM48 51V50H47ZM69 51V52H70ZM106 51V50H105ZM149 51V50H148ZM191 51V50H190ZM1 52V51H0ZM30 52V51H29ZM36 52V53H37ZM49 52V54H47ZM47 53H46V56L47 55H50L51 56V58H50V61L52 60L53 62V64L56 62H54V60H53V56L50 54V51H48ZM52 53H56V52H53V51H51ZM67 52H68V50H67ZM76 52H77V49L74 51V53L73 52H71V53H73L74 55L76 54ZM124 52V53H123ZM170 52V51H169ZM226 52V51H225ZM31 53V52H30ZM36 53H34V54H36ZM45 53V52H44ZM64 53H66V51L64 52ZM148 53H151V51L150 52H148ZM161 54H162V51L160 52ZM159 53V54H160ZM2 54H4V53H2ZM12 54V53H11ZM14 54V53H13ZM18 54V53H17ZM34 54H32V55H34ZM38 54V53H37ZM36 54V55H37ZM68 54V53H67ZM72 54V55H73ZM79 54V55H78ZM77 55H73V57H68V56H71V55H68L67 57L69 58V59H71L72 60V63H74L75 65H73V66H77V67H80V72L82 73V75H85L84 77H90L89 75H88V73H91L92 74V71H94V73L95 72H97V68H94L93 70H92V68L93 67H90V68H87V66H86V68H84V64H86V63H88L87 61H89L88 59L90 58H87V61L86 60H84V58L86 57H83L82 56V58L83 59H80L81 57H79V56H81L80 55V51H79V53H78ZM164 54V53H163ZM197 54V53H196ZM202 54H203V52H202ZM201 54V55H202ZM207 54V53H206ZM205 54V55H206ZM227 54V53H226ZM244 54H245V52H244ZM5 55V54H4ZM3 55V56H4ZM7 55V54H6ZM27 55V54H26ZM39 55V54H38ZM37 55V56H38ZM42 55H44V54H42ZM127 55V56H128ZM167 55V54H166ZM169 55V54H168ZM205 55H203V56H205ZM209 55H211V54H209ZM209 55H207V57L208 58H210L209 57ZM215 55H218V54H216V52H215V54H214V57H215ZM37 56H35L34 57V62L36 61V59H38V58H36ZM57 56V55H56ZM59 56H60V54H59ZM98 56H99V58H98ZM127 56L125 57V59H127ZM171 56V55H170ZM197 56V55H196ZM213 56V55H212ZM22 57V56H21ZM20 57V58H21ZM29 57V56H28ZM39 57V59H40V57H42L41 55L40 56H38ZM47 57H49V56H47ZM64 57V56H63ZM158 57V56H157ZM160 57V56H159ZM174 57V56H173ZM228 57V56H227ZM43 58V57H42ZM42 58L39 60V61H42ZM58 58V57H57ZM57 58H54V59H57ZM60 58H62L61 56H60ZM95 58V59H94ZM163 58H164V55H163ZM167 57L165 56V59H166ZM182 58H183V56H182ZM205 58H206V56H205ZM213 58V57H212ZM216 58H217V56H216ZM49 59V58H48ZM86 59V58H85ZM90 59V60H91ZM102 59H103V57H102ZM134 59H136V62H135V60ZM168 59V58H167ZM171 59V58H170ZM30 60H32V57L30 58ZM32 60V61H33ZM44 60H45V58H44ZM58 60V59H57ZM60 60V59H59ZM62 60V59H61ZM67 60V59H66ZM81 60H83V61H81ZM92 60V61H93ZM98 60H95L96 62H94L93 61V63L95 64V65H98L97 64V61ZM105 60H107V59H105ZM111 60V59H110ZM156 59H153V62L155 61ZM158 60H160V58L158 59ZM173 60V59H172ZM180 60V59H179ZM183 60V59H182ZM209 60V59H208ZM23 61H24V59H23ZM28 61V60H27ZM84 61H86V63L84 62ZM118 61V60H117ZM127 61V62H128ZM134 61V62H133ZM164 61V60H163ZM169 61V60H168ZM168 61H166L167 63H168ZM169 61V62H170ZM174 61H175V58H174ZM178 61V60H177ZM210 61H211V59H210ZM31 62V61H30ZM58 62V61H57ZM66 62V61H65ZM69 62V60L67 61V63ZM82 62H84V64L82 63ZM126 62V63H127ZM129 62V63H130ZM152 62V63H153ZM165 62V63H166ZM196 62V61H195ZM7 63V62H6ZM24 63V62H23ZM27 63V62H26ZM25 63V64H26ZM37 63H41V62H38L37 61ZM62 63H64V62H62ZM90 63V62H89ZM92 63V62H91ZM92 63V64H93ZM116 63V62H115ZM122 63L121 64H118V62H117V64H114V68L112 69H108L109 67H108V65L110 64V63H108L107 64V71L108 70H110V72H107L106 71V73H104L105 72V70L104 71H100V72H103L104 73V75L101 73L100 75V77H97V78H95V79H98L99 81L100 80H102V79H105L104 77L106 76V74H107V76H106V81H105V83L106 84H109V85H106L105 83H104V81H103V83L101 82V84H99V81L98 80H95V81H98V86H97V84H95L96 85V87H97V90H96V87L93 85V83H94V81H93V83H92V86H94L95 88L93 89L92 88V90H94V92L96 91V92H102L101 90H99V85H101V88H103L102 87V85H104V88L105 87H108V88H110V85H114V83H116V84H119V82H118V80L120 81V80H122V76L120 77L121 79H117L116 78V76H118L117 74H118V72L120 73L121 72V69L120 68H122L121 67V65H122ZM145 63H143V64H145ZM178 63V62H177ZM176 63V64H177ZM181 63H183V65H184V62H181ZM206 63V62H205ZM205 63H204V65H205ZM32 64V63H31ZM34 64H36V62L34 63ZM60 65H61V63H59ZM93 64V65H94ZM105 64V65H104ZM39 65V64H38ZM41 65V67H42V64H40ZM39 65V66H40ZM60 65H58L57 64V66L59 67ZM64 65V64H63ZM62 65V66H63ZM67 65V64H66ZM84 65V66H83ZM87 65V64H86ZM113 65V64H112ZM116 65H117V67H116ZM131 65V67H133ZM168 65V64H167ZM180 65V63H178V66ZM207 65H208V62H207ZM206 65V66H207ZM37 65H35L34 67H32V65H31V67L32 68H35ZM45 66H49V64H45ZM52 66H56V63H55V65H52ZM51 65L49 66L50 68L52 67ZM70 66V65H69ZM72 66V67H73ZM89 66V65H88ZM98 66H100V65H98ZM97 66V67H98ZM110 66V65H109ZM181 66V65H180ZM200 66V65H199ZM211 66H213L212 64H210V68H211ZM30 67V69H32ZM96 67V66H95ZM104 67V68H103ZM127 67H128V65H127ZM135 67H137V66H135ZM184 67H185V65H184ZM204 67V66H203ZM24 68H26L25 66H24ZM28 68V67H27ZM37 68H39L38 66H37ZM43 68V67H42ZM42 68H40V69H42ZM49 68V69H50ZM57 68V67H56ZM56 68L54 69L55 71H56V74H54L55 72L54 71H51L50 70V72L54 75V76H56V77H59V75L57 76V71L58 72H61V70L62 69H58V70H56ZM71 68V67H70ZM99 68V67H98ZM101 68V67H100ZM100 68H99V70H100ZM124 68V67H123ZM140 68V67H139ZM139 68H138V70H139ZM169 68V67H168ZM197 69L199 68V67H196ZM48 69V68H47ZM52 69V68H51ZM66 69H68V68H66ZM72 69V68H71ZM82 69V70H81ZM88 69H89V71H88ZM90 69H91V72H90ZM166 69H167V67H166ZM179 69H181V67H179ZM178 69V70H179ZM184 68H182V70H183ZM236 69V68H235ZM28 70V69H27ZM38 70V69H37ZM96 70V71H95ZM124 70V69H123ZM130 70V69H129ZM133 70V69H132ZM135 70V69H134ZM133 70V71H134ZM137 70V69H136ZM201 70V69H200ZM39 72H40V70H38ZM42 71V70H41ZM43 71H46V70H43ZM63 71V70H62ZM186 70H184V72H181V74L183 73V74H186L187 73V71L185 72ZM192 71V70H191ZM35 72V71H34ZM75 72H77V71H75ZM74 72V73H75ZM175 72H174V74H175ZM210 72V71H209ZM242 72V71H241ZM45 73V72H44ZM62 73V72H61ZM63 73H65V71H63ZM72 73H73V71H72ZM71 74L70 73V75H69V73H65L64 75H63V77L64 78H62L63 80H64V83H66V81L68 80V87H73L74 85H75V87H77L78 89L76 90V88L74 87V89L76 90V92H80L82 89H80V91H79V88H80V82H79V80L78 79H75L74 77L75 76H71V75H75V74ZM99 72H97V74H98ZM117 73V74H116ZM122 73V72H121ZM120 73V74H121ZM206 73H207V71H206ZM212 73V72H211ZM214 73V72H213ZM212 73V74H213ZM249 73V72H248ZM43 74V73H42ZM47 75L48 74H50V73H46ZM52 74H50V75H52ZM67 74V75H66ZM115 74H116V76H115ZM119 74V75H120ZM129 73H125V75H128ZM176 74H178V75H180V72L179 73H177L176 72ZM175 74V75H176ZM36 75V74H35ZM47 75H45L44 74V77L45 76H47ZM77 75V74H76ZM81 75V74H80ZM99 75V74H98ZM102 75H103V77H102ZM125 75H124V78H125ZM132 75H133V73H132ZM131 75V76H132ZM214 75V74H213ZM210 76L211 77V80L214 82V80H213V78L217 75H215V76ZM42 76V75H41ZM134 76V75H133ZM204 76V75H203ZM207 76V75H206ZM218 76V75H217ZM216 76V77H217ZM240 76V75H239ZM244 76V75H243ZM4 77V76H3ZM36 77V76H35ZM38 77V76H37ZM81 77V76H80ZM87 77H86V79H87ZM94 77V76H93ZM117 79V81H115V78ZM127 77V76H126ZM129 77V76H128ZM179 77H181V78H179ZM190 77V76H189ZM213 77V78H212ZM220 77V76H219ZM218 77V78H219ZM223 77V76H222ZM221 77V78H222ZM227 77V76H226ZM226 77H223V79L224 78H226ZM41 78V77H40ZM48 78H54V77H48ZM99 78H102V79H99ZM197 78V77H196ZM208 78V77H207ZM218 78H217V80H218ZM30 79V78H29ZM33 79H37V78H33ZM39 79V78H38ZM67 79V80H66ZM91 80H92V78H90ZM186 79V78H185ZM227 79L229 80V81H225V84H226V82H230V79H229V77H227ZM21 80V79H20ZM45 80H47L48 81V79H47V77L45 78ZM44 80V81H45ZM60 81V79L58 78V79H56L55 81ZM63 80H61V82L63 81ZM88 80V79H87ZM188 80V79H187ZM198 80H200V79H198ZM217 80H215V82L217 81ZM232 80V79H231ZM35 81H37V80H35ZM39 81H40V79H39ZM43 81V80H42ZM43 81V82H44ZM46 81V82H47ZM51 81V80H50ZM76 81V82H75ZM81 81H82V79H81ZM90 80H88L87 81V83L89 82ZM124 81V80H123ZM207 81V80H206ZM221 81V80H220ZM22 82V81H21ZM34 82V81H33ZM32 81H31V83H33ZM107 82H109V83H107ZM125 82V81H124ZM126 82H128V81H126ZM223 82H224V80H223ZM45 83V82H44ZM63 83V82H62ZM73 83V84H72ZM90 83V84H91ZM112 83V84H111ZM189 83V82H188ZM188 83H186V84H188ZM211 83V82H210ZM210 83H208V84H210ZM220 84H222L221 82H219ZM218 82H217V84H219ZM227 83V84H228ZM27 84V83H26ZM39 84V83H38ZM41 84H43V83H41ZM40 84V85H41ZM54 84V83H53ZM56 84V83H55ZM54 84V85H55ZM81 84H83L82 82H81ZM89 84V83H88ZM89 84V88H88V91L90 92V91H92L91 89H90V85ZM116 84H115V86H116ZM185 84V85H186ZM21 85V84H20ZM44 85V84H43ZM64 85H66V84H64ZM73 85V86H72ZM84 85H85V83H84ZM229 85V84H228ZM21 86H23V85H21ZM24 86H27V85H24ZM30 86V85H29ZM33 85H31V87H32ZM35 86H37V85H35ZM39 86V85H38ZM45 87L47 86L48 87V85H47V83H46V85H44ZM43 86V87H44ZM202 86H203V84H202ZM209 87H210V85H208ZM230 86V85H229ZM30 87V88H31ZM46 87V88H47ZM57 87H58V84H57ZM67 87V85L65 86V88ZM83 87V86H82ZM85 87V86H84ZM84 87H83V89H84ZM88 86L86 85V88H87ZM185 87H188V86H185ZM211 87H213V86H211ZM33 88H36V87H33ZM42 88V87H41ZM60 88H61V86H60ZM85 88V90H87ZM24 89H27V88H25L24 87ZM37 89H38V87H37ZM48 89V88H47ZM71 88H67L66 90H70ZM90 89V90H89ZM105 89H107V88H105ZM212 89V88H211ZM41 90V89H40ZM84 90V91H85ZM112 90V89H111ZM28 91V90H27ZM42 91H46L45 89H42ZM104 91V90H103ZM108 91H110V90H108ZM114 91V90H113ZM120 91V90H119ZM125 91V92H124ZM191 91V90H190ZM47 92V91H46ZM59 92V91H58ZM82 92H83V90H82ZM106 92V91H105ZM85 93H86V91H85ZM90 93H93V91L92 92H90ZM89 93V95L86 93V94H84V92H83V94L81 93V95H85V96H87L86 98H88L89 96L91 97V95L92 94H90ZM98 93V95H100V97H101V94H99ZM189 93V92H188ZM103 94V93H102ZM120 94V93H119ZM182 94H184V95H182ZM67 95H69V94H67ZM78 95V94H77ZM93 95H96V93H94ZM104 95V94H103ZM193 95V94H192ZM54 96V95H53ZM83 96H79V97H83ZM85 96L83 97V98H85ZM97 96V95H96ZM191 96V95H190ZM194 96V95H193ZM55 97V98H54ZM54 97H52V98H54L53 100H55L56 99V97L57 96H54ZM68 97V96H67ZM67 97H64L65 99H67ZM78 97V99L79 100H81L80 98ZM103 97V96H102ZM104 97H106V96H104ZM183 97H182V99H183ZM207 97H208V95H207ZM26 98V97H25ZM71 98V97H70ZM73 98V100L74 99H76V97L74 98V97H72ZM92 98V100H97L99 97L97 96V98H93V96L91 97ZM91 98H88L87 100H91ZM209 98V97H208ZM20 99V98H19ZM29 99V98H28ZM59 99H60V102H61V100H62V98L61 97H59ZM78 99H76L75 101L76 102H78ZM101 99V98H100ZM100 99H98V104L97 105H95L96 103L95 102H97V101H90L89 103H91V102H94V103H91L92 105L94 104L95 106H91V104L90 105H88V107L89 106H91V107H96V106H98V107H100L99 106V101H100ZM194 99V98H193ZM48 100V99H47ZM58 100V99H57ZM68 100V99H67ZM72 100V99H71ZM71 100H69V101H71ZM72 100V101H73ZM103 99L101 100V105H103L104 103H105V101H104ZM206 100H207V98H206ZM20 101V100H19ZM30 101V100H29ZM59 101V100H58ZM62 101H64V100H62ZM104 101V103H102ZM118 101V102H117ZM182 101V100H181ZM186 101H189V100H186ZM185 101V102H186ZM205 101V100H204ZM207 101H209V99L207 100ZM54 102V101H53ZM56 102V101H55ZM54 102V103H55ZM80 102H84V100H82V101H80ZM107 102V101H106ZM189 102H191V101H189ZM194 102V100L192 101V103ZM211 102H212V100L210 99V104H211ZM216 102L218 103V104H216ZM20 103V102H19ZM58 103V102H57ZM57 103H56V105H57ZM81 103V104H82ZM181 103V102H180ZM183 103H184V100H183ZM191 103V104H192ZM78 104H80L79 102H78ZM76 105L75 107L77 108L78 106L80 107V106H83V104L82 105ZM172 104V103H171ZM188 104V103H187ZM190 104V105H191ZM207 104V103H206ZM205 104V106H207ZM209 104V105H210ZM36 105V104H35ZM106 105H104V106H106ZM179 105V109L182 111V110H184V108H186V107H184V105L185 106H187L186 104H178ZM32 106H33V104H32ZM48 106V105H47ZM62 106V103H61V105L59 104V106H56L57 107V109H59L60 107ZM189 106V105H188ZM210 106H213L212 104L210 105ZM36 107H37V105H36ZM41 107H43V106H41ZM55 107V108H56ZM87 107V108H88ZM175 107V106H174ZM46 108V107H45ZM54 108V109H55ZM85 108V107H84ZM86 108V109H87ZM175 108H177V106L175 107ZM191 108V107H190ZM207 108V107H206ZM209 108V107H208ZM212 108V107H211ZM210 108V109H211ZM9 109V108H8ZM36 109V108H35ZM54 109H52V111L54 110ZM188 109V108H187ZM195 109H196V107H195ZM205 109V108H204ZM210 109H208V110H210ZM2 110V109H1ZM21 110H22V108H21ZM40 110V109H39ZM56 110V109H55ZM205 110H207V109H205ZM10 111V110H9ZM52 111H50V112H52ZM84 111H86V110H84ZM88 111V110H87ZM193 111H194V109H193ZM200 111V110H199ZM211 111V110H210ZM5 112H7V111H5ZM49 112V111H48ZM54 112V111H53ZM80 112V113H79ZM78 112V115L79 114H81V110ZM96 112L97 111H95V110H93V111H91V113L92 114H94V115H90L89 114V116L87 115V116H85V120L87 121H89V117H91V116H93V118H97V119H93L92 120V122L94 121V124L95 123H99L98 122V120H102V111L99 113H97V114H101V115H99V116H101L100 117V119H99V117H94L95 116V114H96ZM183 112V111H182ZM196 112H198V111H196ZM195 111L193 112V113H196ZM201 112H202V110H201ZM9 113V112H8ZM11 113V112H10ZM56 113V112H55ZM59 112H57L56 114H58ZM110 113V114H111ZM175 113V112H174ZM204 113H206V112H204ZM52 114V113H51ZM66 114V113H65ZM85 114V113H84ZM83 113H82V115H84ZM173 114V113H172ZM178 114V113H177ZM177 114H174V115H176L177 116ZM207 114V113H206ZM2 115H5V113L4 114H2ZM47 115V114H46ZM53 115H54V113H53ZM53 115H50L51 117L53 116ZM59 115V114H58ZM103 115H105V114H103ZM108 115H109V113H108ZM197 115V114H196ZM49 116V117H50ZM61 116H62V118L63 119H65V121H66V124L67 123H69V121H72L71 119L69 120V116L68 115H62L61 114ZM60 116V117H61ZM65 116H66V118H65ZM71 116V115H70ZM97 116V115H96ZM173 116V115H172ZM179 116V115H178ZM204 116V115H203ZM1 117V116H0ZM9 117V116H8ZM59 117V118H60ZM106 117H107V115L104 117V119H103V121L104 120H106ZM110 117V116H109ZM108 117V118H109ZM207 117V116H206ZM205 116L203 117V118H206ZM4 118V117H3ZM29 118V117H28ZM44 118V117H43ZM53 118H54V116H53ZM56 118V117H55ZM54 118V119H55ZM71 118V117H70ZM73 118V117H72ZM84 118V117H83ZM83 118H81L82 120H83ZM88 118V119H87ZM92 118V117H91ZM107 118V119H108ZM176 118V117H175ZM13 119V118H12ZM19 119V118H18ZM42 119V118H41ZM57 119H58V117H57ZM79 119L80 118H78V121H79ZM80 119V120H81ZM160 119V120H159ZM182 119V118H181ZM184 119V118H183ZM200 119H201V117H200ZM2 120V119H1ZM1 120H0V122H1ZM50 120V119H49ZM67 120H69V121H67ZM74 120H75V117H74ZM84 120V121H85ZM174 120V119H173ZM176 120V119H175ZM185 120V119H184ZM2 121H4V120H2ZM9 121V120H8ZM20 121V120H19ZM36 121H38V120H36ZM54 121V120H53ZM76 121V120H75ZM74 121V122H75ZM85 121V122H86ZM87 121V122H88ZM95 121H97V122H95ZM182 121V120H181ZM181 121H178V122H180L181 123ZM197 121V120H196ZM17 122V121H16ZM60 122V121H59ZM74 122H70L71 124H73ZM81 122V121H80ZM84 122V123H85ZM86 122V123H87ZM183 122H185V121H183ZM188 122V121H187ZM5 123V122H4ZM47 123V122H46ZM76 123V122H75ZM78 123V122H77ZM91 123V122H90ZM108 123H110V122H108ZM202 123V122H201ZM0 124H3V123H0ZM34 124V123H33ZM65 124V125H66ZM71 124H69L70 125V127H72L73 125H75V124H73L72 126H71ZM99 124H101V123H99ZM103 124V123H102ZM192 124V123H191ZM260 124V125H261ZM90 126H91V124H89ZM96 125H98V124H96ZM207 125H205V127L203 126L202 127V129H203V131L206 129V127H207ZM218 125H219V127L220 126H224V125H227V127L226 128H222V129H225V130H220V128L218 127ZM259 125V126H260ZM25 126V125H24ZM35 126V125H34ZM40 126V125H39ZM67 126V125H66ZM75 126H77L78 127V125H75ZM75 126H73V127H75ZM93 126V125H92ZM190 126V125H189ZM215 126H217V128H218V132H221L222 133V135H220L221 133H217V131H216V127ZM263 126V125H262ZM1 127H2V125H1ZM4 127H5V125H4ZM33 127V126H32ZM85 127V126H84ZM98 127V126H97ZM193 127V126H192ZM242 127V126H241ZM7 128H9V127H7ZM14 128V127H13ZM76 128V127H75ZM92 128H94V127H92ZM99 128V127H98ZM195 128H197V127H195ZM242 128H244V127H242ZM263 128H264V126H263ZM263 128H261L262 129V131H264L263 130ZM3 129V128H2ZM28 129V128H27ZM27 129H25V130H27ZM35 129H36V127H35ZM95 129H97L96 127H95ZM247 129V128H246ZM254 129L252 130V131H254ZM77 130H79V129H77ZM91 130H93V129H91ZM195 130V129H194ZM198 130V129H197ZM241 130V129H240ZM257 130V129H256ZM8 131V130H7ZM10 131V130H9ZM39 131V130H38ZM44 131V130H43ZM42 131V132H43ZM48 131V130H47ZM79 131H81V130H79ZM82 131H84V130H82ZM87 131H89V129L87 130ZM207 131V130H206ZM227 131H229V133L227 132ZM248 131V130H247ZM247 131H245V132H247ZM261 131V132H262ZM14 132H16L15 130H14ZM33 132V131H32ZM70 132L72 133V134H74V135H72V134H70ZM86 132V131H85ZM94 132V131H93ZM197 132V131H196ZM205 132V131H204ZM243 132V131H242ZM248 132H250V130L248 131ZM247 132V133H248ZM255 132V131H254ZM253 132V133H254ZM258 132H260V130L258 131ZM10 133V132H9ZM11 133H13V132H11ZM18 133V132H17ZM35 133V132H34ZM33 133V134H34ZM45 133V132H44ZM81 133V132H80ZM79 133V134H80ZM92 133V132H91ZM230 133V134H231ZM239 133V132H238ZM237 133V134H238ZM247 133H246V136H247ZM253 133H252V135H253ZM19 134V133H18ZM205 134H206V132H205ZM216 134H218V135H220V136H216ZM242 134V133H241ZM244 134V133H243ZM259 134V133H258ZM257 133L255 134L257 137H259V135H258ZM43 135V134H42ZM190 136V137H188V136ZM251 135V137H254V136H252ZM19 136V135H18ZM24 136V135H23ZM32 136V135H31ZM145 136V137H144ZM227 136V138L229 139V137ZM241 136V135H240ZM249 136V135H248ZM261 136H264V134L263 135H261ZM39 137V138H40ZM100 137H103V139L101 140V138ZM144 137V138H143ZM220 137V138H221ZM236 137H238V136H236ZM256 137V139H257V141H258V138ZM1 138V137H0ZM100 138V139H99ZM143 138V139H142ZM188 138H190V141H189V139ZM226 138V137H225ZM224 138V139H225ZM243 138H244V135H243ZM15 139H16V137H15ZM132 140V142L134 143V147L131 145L130 146V148H132L133 147V149H129L128 150V146L125 148L126 149V151H124L125 149H122L123 151H121V152H123L122 154L121 153H119V154H121V155H118L117 154V152H119V150L118 151H116V150H112V148H114V149H116L117 148V146L120 144V145H123V144H125V140ZM231 139V138H230ZM236 139V138H235ZM234 139V140H235ZM240 139L241 140H244L245 141V139H242L241 137H240ZM260 139L262 140V137H260ZM207 142H206V141ZM227 140V139H226ZM234 140L232 141V142H234ZM254 140H255V138H254ZM6 141V140H5ZM4 141V142H5ZM34 141H36V142H34ZM45 141V140H44ZM239 141V140H238ZM247 141V140H246ZM249 141H251V140H249ZM257 141H255V143L257 142ZM7 142V141H6ZM27 142V141H26ZM42 142V143H41ZM237 142V141H236ZM260 143H261V141H259ZM16 143V142H15ZM29 143V145H30V141L28 142ZM127 143H129V141L127 142ZM126 143V144H127ZM239 143V142H238ZM245 143V142H244ZM252 143V142H251ZM35 144L31 147L32 149H34L35 147ZM126 144H125V146H126ZM130 144V143H129ZM218 144H219V139H218ZM233 144V143H232ZM254 144V143H253ZM262 144V143H261ZM37 145L39 148H41L42 146H44V145ZM115 145V146H114ZM256 145V144H255ZM263 145V144H262ZM19 146H22V145H19ZM49 146H48V148H49ZM94 146H96V144L94 145ZM99 146V145H98ZM97 146V147H98ZM102 146V147H101ZM216 146V147H215ZM233 146V145H232ZM236 146V145H235ZM235 146H233V149H234V147ZM245 146H246V144H245ZM253 146V145H252ZM123 147H124V145H123ZM191 147H192V149H193V151L195 152V155L193 154V151L191 150ZM238 147V146H237ZM258 147V145H256V148ZM29 148H30V146H29ZM37 148V147H36ZM36 148H35V150H32V151H30V149H28L27 151H29V153H30V155H28L25 151V153L28 155V157H25V158H29L30 156L32 157V153H35V151L37 152L38 151V149L39 148H37V150H36ZM43 148V150L42 151H46V149H47V146H46V149L44 148V147H42ZM91 148H93V147H91ZM216 148V149H215ZM218 148V149H217ZM225 149V150H223V149ZM231 148V147H230ZM241 148V147H240ZM250 148V147H249ZM259 148V147H258ZM261 148H262V146H261ZM264 148V147H263ZM22 149V148H21ZM48 150V152L49 151H52V150ZM87 149H88V147H87ZM86 149V150H87ZM118 149V148H117ZM196 149H198V151H195ZM226 149H227V151H226ZM232 149V148H231ZM83 150V149H82ZM97 150H96V152H97ZM258 150V149H257ZM262 150V149H261ZM18 151H22V150H18ZM39 151H40V149H39ZM38 151V152H39ZM54 151V150H53ZM53 151L51 152V153H53ZM112 151H113V153H116L115 155H113L112 156ZM225 151V152H224ZM251 151V150H250ZM254 151H256V150H254ZM253 151V152H254ZM24 152H22V154L24 153ZM87 154V152L86 151H84L83 150V152H82V155H86L85 153ZM96 152H95V154H96ZM260 152V150H258V153ZM18 153V152H17ZM40 153H41V151H40ZM46 152H44V154H45ZM50 152L48 153V154H51ZM91 153V152H90ZM89 153V154H90ZM228 153H230V152H228ZM247 153H248V151H247ZM256 153V152H255ZM264 154V152H261V153H259V154ZM26 154H24V155H26ZM43 154V153H42ZM41 154V155H42ZM55 155H56V152L54 153ZM53 154V155H54ZM78 154V155H77ZM250 154V153H249ZM252 154V153H251ZM18 155V154H17ZM24 155H18L19 157H18V159H20V156L22 157V156H24ZM228 155V154H227ZM233 155H234V153H233ZM248 155V154H247ZM246 155V156H247ZM254 155V154H253ZM258 155V154H257ZM47 156V153H46V155H45V157ZM87 156V155H86ZM85 156V157H86ZM92 156H89L90 158H91V160H92V158H94V157H92ZM230 157H234V156H231V155H229ZM228 156V157H229ZM259 156V155H258ZM261 156V155H260ZM30 157V158H31ZM51 157H52V154L50 155V157L48 158V160L49 159H51ZM56 156H53L52 158L54 159ZM83 157V156H82ZM85 157H83V159L85 158ZM235 157H236V159H237V157L238 156H236L235 155ZM234 157V158H235ZM243 157V156H242ZM249 157V156H248ZM247 157V158H248ZM2 158V157H1ZM24 157H22V159H23ZM47 158V157H46ZM45 158V159H46ZM79 158H80V156H79ZM78 158V159H79ZM87 158V157H86ZM94 158V161H96V159ZM222 158V159H221ZM240 158V157H239ZM246 158V159H247ZM257 158L260 160V162L259 163H257L258 162V160H257ZM21 159V161H23ZM34 159V158H33ZM53 159H51L50 161L52 162V163H54L53 162ZM56 159V158H55ZM54 159V160H55ZM60 159V160H59ZM38 160V159H37ZM47 160V159H46ZM56 160V161H57ZM82 160V159H81ZM86 160V159H85ZM228 160V159H227ZM227 160H225V162L227 163ZM232 160H233V158H232ZM238 160V159H237ZM240 160H241V158H240ZM250 160V159H249ZM250 160V161H251ZM236 160H233V162H235ZM35 162V161H34ZM50 162V163H51ZM88 162V164H89V160L87 161ZM198 164H196V163ZM230 163H231V160L229 161ZM228 162V163H229ZM237 162V161H236ZM241 162V161H240ZM245 162V161H244ZM21 163V162H20ZM24 163H27V161H24ZM29 164L31 163V161H29L28 162ZM33 163V162H32ZM51 163V164H52ZM59 163V164H58ZM77 163V162H76ZM196 164V166H195V164ZM224 163V162H223ZM227 163V164H228ZM238 163V162H237ZM36 164V163H35ZM74 164H75V160H74ZM81 164V166L83 165L84 167H85V165H84V160H83V162H81L80 161V163H79V165ZM92 164H94V163H92ZM91 164V166H94V165H92ZM226 164V165H227ZM236 164V163H235ZM243 164L241 165V164H239V165H241V166H243ZM45 165V164H44ZM54 165H55V163H54ZM53 165V166H54ZM76 165V164H75ZM77 165H78V163H77ZM77 165H76V167H77ZM90 165V164H89ZM225 165V166H226ZM43 166V165H42ZM63 166H65V167H63ZM81 166H80V168H81ZM82 166V167H83ZM104 166V165H103ZM224 166V165H223ZM225 166L223 167V169L225 168ZM234 166V165H233ZM241 166H239V168L237 167V165H236V167L239 169H237V171H240L242 168H241ZM21 167V166H20ZM24 167V166H23ZM64 169H63V168ZM66 167H68V168H66ZM74 167V166H73ZM76 167H74L75 169H76ZM83 167V168H84ZM25 168V167H24ZM78 168V167H77ZM80 168H79V170H80ZM88 168V167H87ZM87 168H85V170L87 169ZM92 168L93 167H91V170H92ZM102 168V167H101ZM104 168V167H103ZM221 168V167H220ZM226 168H227V166H226ZM16 169H17V167H16ZM19 169V168H18ZM42 169H44V168H42ZM50 169V168H49ZM61 169H60V171L58 172V174L56 175V173H54V175H56L57 176V178H59L58 176H59V173L61 172ZM118 169V168H117ZM222 169V170H223ZM227 169H229V168H227ZM244 169V168H243ZM21 170V169H20ZM88 170V169H87ZM101 170V169H100ZM233 170V169H232ZM231 170V171H232ZM15 171V170H14ZM29 171V170H28ZM54 171V170H53ZM71 171V170H70ZM89 171V170H88ZM116 172H118V170H115ZM217 171H219V170H217ZM221 171V170H220ZM231 171H230V173H231ZM236 171V169H235V171L234 172H237ZM245 171H247V172H245ZM65 172H64V174H65ZM69 172V171H68ZM67 172V173H68ZM83 173H85L84 172V170L82 171ZM87 172V171H86ZM96 172V171H95ZM116 172H114V176H117V175H115V173ZM211 172H212V174L213 175H211ZM233 172V171H232ZM62 173V172H61ZM60 173V174H61ZM66 173V174H67ZM76 173H78V172H75V175H77ZM80 173V172H79ZM81 174L80 173V176L82 177V178H84L83 177V175L84 174ZM96 173H98V172H96ZM16 174V173H15ZM44 174V173H43ZM46 174H48V172L46 173ZM64 174L62 173V175L64 176ZM89 176H91L92 178H93V176L94 177H99V175L98 174H95L94 173V171H93V173H91V171H90V173H87ZM87 174H85L86 176H87ZM117 174V173H116ZM227 174V173H226ZM241 174V175H242ZM52 175V174H51ZM61 175V176H62ZM119 175V174H118ZM211 175V176H210ZM227 175H229V174H227ZM232 175H234V174H232ZM244 174H243V176H245ZM31 176V175H30ZM55 176V177H56ZM67 176V175H66ZM65 176V177H66ZM73 176V175H72ZM79 176V175H78ZM85 176V177H86ZM88 176V178L90 179V177ZM101 176V178H103ZM120 176V175H119ZM121 176H123V175H121ZM236 177H238V175H235ZM68 177V176H67ZM76 177V176H75ZM229 177V176H228ZM232 177V179H234L233 178V176H231ZM231 177H229V178H231ZM27 178V177H26ZM48 178H50V177H48ZM61 178V177H60ZM101 178H99V179H101ZM105 178H108V177H104V179ZM112 178V177H111ZM114 178V177H113ZM53 179V178H52ZM56 179V178H55ZM62 179V178H61ZM60 179V180H61ZM77 179V178H76ZM94 179V178H93ZM115 179V178H114ZM244 179H246V178H244ZM65 180H67V179H65ZM227 180H228V178H227ZM235 180V179H234ZM237 180V179H236ZM241 180L243 181V178H241ZM264 180V179H263ZM53 181H54V179H53ZM57 181V180H56ZM56 181H54V183L56 182ZM69 181H71L70 180V178H69ZM229 181V180H228ZM66 182V181H65ZM64 182V183H65ZM96 182H97V180H96ZM222 182V181H221ZM229 182H232L233 183V181H229ZM244 182H245V180H244ZM56 183H58V182H56ZM63 183V184H64ZM70 183V182H69ZM226 183H228V182H226ZM225 183V184H226ZM238 183V182H237ZM240 183H242V182H240ZM240 183H239V185H240ZM91 184V183H90ZM222 184V183H221ZM56 185L57 184H55V186L54 187H56ZM58 185H59V183H58ZM62 185V184H61ZM71 186V185H70ZM225 186V185H224ZM224 186H222L223 188H226V187H224ZM227 186V185H226ZM233 186V185H232ZM235 186H236V183H235ZM53 187V188H54ZM63 187V186H62ZM61 187V188H62ZM219 187V188H218ZM221 187V188H222ZM243 187V186H242ZM242 187H240V189L242 188ZM57 188H59L58 186H57ZM56 188V189H57ZM60 188V189H61ZM82 188V187H81ZM220 188V189H221ZM69 189V188H68ZM74 189V188H73ZM89 190V189H88ZM236 190V189H235ZM234 190V191H235ZM54 191H55V189H54ZM53 191V192H54ZM69 191V190H68ZM227 191H229V190H227ZM232 191V190H231ZM56 192V191H55ZM221 192H222V190H221ZM264 192V191H263ZM130 193V194H131ZM241 193V192H240ZM79 194V193H78ZM238 195V194H237ZM58 197H61V196H59V195H57ZM229 196V195H228ZM264 196V195H263ZM57 197V198H58ZM131 197H132V195H131ZM69 198H71V197H69ZM233 198V197H232ZM231 198V199H232ZM55 199V198H54ZM68 199V198H67ZM234 199V198H233ZM228 200V202H229V199H227ZM55 201V200H54ZM63 201H64V199H63ZM74 201V200H73ZM122 201V200H121ZM253 201H255L257 204H255V206L254 207H252L253 206V204H252V206L251 207H249L248 205L250 204V203H252ZM141 202V201H140ZM154 202V203H153ZM60 203H61V201H60ZM125 204V203H124ZM138 204V203H137ZM128 205V204H127ZM139 205H141V203L139 204ZM259 205V206H258ZM59 206H61V205H59ZM138 206V205H137ZM140 207V206H139ZM140 209H141V207H140ZM15 210H17V209H15ZM20 210V209H19ZM18 210V211H19ZM21 211H24V210H21ZM248 211V214H249V211H250V215L249 216H242L245 212H247ZM25 213V212H24ZM24 213H22V215L24 214ZM28 214V213H27ZM169 214H170V216H169ZM21 215V216H22ZM31 215H33V214H31ZM35 215V214H34ZM131 215H132V213H131ZM141 215V214H140ZM163 215V214H162ZM26 216V215H25ZM28 216H30L29 214H28ZM28 216H26L25 217V219L28 217ZM124 216V215H123ZM155 216V215H154ZM153 216V217H154ZM166 216H165V218H166ZM257 216H260L259 218V220L258 221H256L255 223H253L252 222V219H254V217H257ZM16 217H18V216H16ZM24 217V216H23ZM31 217V216H30ZM29 217V218H30ZM41 217V216H40ZM125 217V216H124ZM137 217V216H136ZM168 217L166 218V221H168L169 219H168ZM19 218V217H18ZM32 219H34L35 221L36 220H38L36 217H34V216H32L31 217ZM38 218H39V215H38ZM45 218V217H44ZM127 219H128V217H126ZM140 218H142V217H140ZM149 218V219H150ZM156 218V217H155ZM42 219V218H41ZM48 219H50V218H48ZM132 219V218H131ZM137 219V218H136ZM168 219V220H167ZM34 220L32 221V220H27V221H23V222H21V223H19L20 224V227H19V230L17 231V232H15V233H13L14 235H16V233H17V236H18V233L19 234H22V235H28V234H32L33 233V231H37V229H39L40 227H38V225H39V223L38 224H35L34 223ZM40 220V219H39ZM129 220H130V218H129ZM143 220V219H142ZM146 220V219H145ZM158 220V219H157ZM157 220H156V222H157ZM160 220V219H159ZM163 220V219H162ZM45 221V223H46V226H47V231H44L45 233H44V235H42V236H38L39 237V242L37 243V244H35L36 246H35V250L37 251V253H38V251L39 252H41V253H43V254H47V252H53V250L55 251V252H51L52 254H51V256L50 257H48L49 255H44L43 257H47V259H46V264H88V262L87 261H85L84 260V258L82 257L83 255H84V250L83 249H85V248H87V247H81V246H83V243H84V245L86 244V241L88 240L86 237H82V235H80V234H78V233H76V232H74V231H69L68 230V232L66 231V229H65V227L64 226H66V227H69V226H67V225H63V224H61V223H59V222H56L55 220H53V221H46V220H44ZM137 221V220H136ZM141 221V220H140ZM170 221V220H169ZM168 221V222H169ZM1 222V221H0ZM12 222V224H13V222H14V220L13 221H11ZM18 222H19V220H18ZM17 222V223H18ZM42 222V221H41ZM131 223H132V221H130ZM151 222V221H150ZM238 222V224H236ZM144 223H146L147 224V221L146 222H144ZM164 223V222H163ZM175 224L177 223L176 221L174 222ZM253 223V224H252ZM166 224V223H165ZM15 224H13V226H14ZM41 225V224H40ZM155 225V224H154ZM153 225V223H152V226H154ZM156 225H160V224H156ZM172 225V224H171ZM2 226V225H1ZM16 227L18 226V225H15ZM14 226V227H15ZM174 226V224L172 225V227ZM234 226H240V227H243V230L241 231V233L239 234V235H233V230H232V228ZM9 227V226H8ZM12 227V226H11ZM157 228H158V226H156ZM160 227V226H159ZM175 227V226H174ZM4 228V227H3ZM43 228V227H42ZM41 228V229H42ZM161 228V227H160ZM163 228H165V227H163ZM1 229V228H0ZM5 229V231L7 232V229H6V227L4 228ZM8 229H10V227L8 228ZM14 229H16V228H14ZM18 229V228H17ZM72 229V228H71ZM159 229V228H158ZM167 229V228H166ZM231 229V230H230ZM234 229V228H233ZM237 229V228H236ZM242 229V228H241ZM1 230H3V229H1ZM75 230V229H74ZM164 230V229H163ZM171 230V229H170ZM169 230V231H170ZM172 230H174V229H172ZM171 230V231H172ZM11 231V230H10ZM13 231V230H12ZM14 231H16V230H14ZM13 231V232H14ZM140 231V230H139ZM147 231V230H146ZM159 231H160V229H159ZM161 231H162V229H161ZM160 231V232H161ZM3 232H4V230H3ZM160 232H158V233H160ZM165 232V231H164ZM163 232V233H164ZM167 232V231H166ZM238 232V231H237ZM239 232H240V230H239ZM8 233V232H7ZM5 234V235H7L8 236V234ZM10 233H12V232H9V234ZM38 234H39V232H37ZM170 233V232H169ZM42 234V233H41ZM40 234V235H41ZM165 234H167V233H165ZM164 234V236H166ZM235 234V233H234ZM14 235H9V239H10V237L11 238H13V236ZM35 235V234H34ZM90 235V234H89ZM161 235H163L162 234V232H161ZM168 235V234H167ZM178 235V234H177ZM4 236V235H3ZM87 236V235H86ZM2 237V236H1ZM1 237H0V243H2V239H1ZM6 237V236H5ZM16 237V236H15ZM21 236H19V238H20ZM28 237V236H27ZM26 237V238H27ZM95 237V236H94ZM158 237V236H157ZM161 237V236H160ZM159 237V238H160ZM2 238H4V237H2ZM25 238V237H24ZM30 239H32L31 238V235H30V237H29ZM28 238V239H29ZM97 238V237H96ZM169 238V237H168ZM16 239H17V237H16ZM15 239V240H16ZM23 239V238H22ZM98 239H100V238H97V240ZM170 239H172V238H170ZM12 240V239H11ZM21 240V239H20ZM24 240V239H23ZM66 240H70V241H73V242H79L81 245H80V248H78V251L76 252V253H74L73 255L72 254H70V255H67L66 253H64L63 252V242L64 241H66ZM90 240H92V239H89L88 241L90 242ZM101 240H103L102 238L100 239V241L98 240V243L99 242H101ZM105 240V239H104ZM173 240V239H172ZM172 240H170V241H172ZM14 241V240H13ZM158 241V240H157ZM156 241V242H157ZM160 241V240H159ZM162 241H163V239H162ZM175 241V240H174ZM174 241H172V242H174ZM21 242H24V241H21ZM27 242V241H26ZM31 240H30V244H31ZM35 242V241H34ZM178 242V244L180 243V241H176V243ZM10 243H11V241H10ZM19 243V242H18ZM17 243V244H18ZM33 243V242H32ZM96 243H97V241H96ZM104 243V242H103ZM111 243V242H110ZM170 243V242H169ZM175 243V242H174ZM16 244V245H17ZM20 244H22V243H19L18 245H20ZM24 244H25V242H24ZM24 244H22V246L21 247H23V245ZM91 246H93L92 245V243H89ZM93 244H94V242H93ZM102 244V243H101ZM100 244V245H101ZM178 244H176L177 245V247H178ZM249 244L250 245H253V248L251 249V247L249 246ZM33 245V244H32ZM32 245H31V247H32ZM96 245V244H95ZM99 245V244H98ZM112 245V244H111ZM110 245V247L112 248L113 246H111ZM132 245V244H131ZM175 245V244H174ZM1 246V245H0ZM6 246V245H5ZM88 246V245H87ZM133 246H135V245H133ZM9 247H11V246H9ZM26 247H28V249L27 250H29L30 251V248H29V246L27 245ZM97 247V246H96ZM107 247V246H106ZM115 247V246H114ZM113 247V248H114ZM16 249L18 248V250H20V247H15ZM118 249V251L120 252L121 251V249H123L122 247H120L121 249L119 250V247H117ZM250 248V249H249ZM9 248L7 247V249H5V250H8ZM14 249V248H13ZM22 249V248H21ZM89 249V248H88ZM108 249V248H107ZM110 249V248H109ZM4 250V249H3ZM4 250V251H5ZM12 249H10L9 251H11ZM23 250H24V248H23ZM26 250V251H27ZM114 250V249H113ZM182 250V249H181ZM3 251V252H4ZM8 251V252H9ZM13 251V250H12ZM25 251V250H24ZM25 251V252H26ZM90 251V250H89ZM107 251V250H106ZM109 251V250H108ZM107 251V252H108ZM127 251V250H126ZM0 252H2L1 251V249H0ZM2 252V253H3ZM18 253V251L16 250L15 251V254H17ZM20 252V251H19ZM114 251H112L111 250V254L113 253ZM116 252V251H115ZM119 252H117V253H114V256L116 257V260H118V261H120V263L118 262V264H128L129 262H128V260L130 259H132V258H135V259H140L141 257L139 256H137V257H134L132 254H126V258L123 260V261H121V259L119 260V258H121L120 256H123V258L125 257V255H123L122 254V252H120L121 254L119 255L118 253ZM182 252H183V250H182ZM263 252H264V250H263ZM10 253V252H9ZM13 253V252H12ZM12 253H10L11 255H12ZM27 253H28V251H27ZM32 253V252H31ZM41 253H40V255H41ZM93 253V252H92ZM9 254V255H10ZM14 254V253H13ZM23 254V253H22ZM25 255H26V253H24ZM23 254V255H24ZM30 254V253H29ZM87 254V253H86ZM117 254V255H116ZM125 254V253H124ZM20 255V254H19ZM23 255H21V260H22V256ZM24 255V257H23V259H24V261L26 260V259H28L29 257H27L26 259H25V256ZM35 255H37V254H35ZM39 255V254H38ZM37 255V256H38ZM39 255V257L41 258V256ZM91 255V254H90ZM93 255V254H92ZM135 255V254H134ZM8 256V255H7ZM6 256V257H7ZM17 255H15V257H16ZM37 256H36V260H37ZM85 256V255H84ZM88 256V255H87ZM86 256V258H88ZM93 256H95V255H93ZM97 256V255H96ZM119 256V257H118ZM263 256H264V254H263ZM1 257H2V255H1ZM18 257V256H17ZM42 257V258H43ZM99 257V256H98ZM114 257V258H115ZM184 257V256H183ZM254 257V256H253ZM253 257H251V258H253ZM8 258V257H7ZM97 258V257H96ZM118 258V259H117ZM144 258V257H143ZM1 259V258H0ZM17 259V258H16ZM44 259V258H43ZM138 259V263L137 264H153V263H150V262H148V261H144V259L143 260H139ZM12 260H15V259H12ZM20 260V261H21ZM29 260H31L32 261V259H29ZM88 260V259H87ZM114 260V259H113ZM115 260V261H116ZM134 260V259H133ZM132 260V261H133ZM180 260V259H179ZM6 261H8V260H6ZM11 261V260H10ZM18 261H19V258H18ZM18 261L16 260V262H17V264H18ZM23 261V260H22ZM23 261V262H24ZM38 261H39V259H38ZM89 261V260H88ZM93 261V260H92ZM131 261V262H132ZM5 262V261H4ZM22 262V263H23ZM40 262V261H39ZM38 262V263H39ZM189 262V261H188ZM8 264H9V262H7ZM11 263V262H10ZM21 263V262H20ZM26 262H24V264H25ZM186 263V262H185ZM256 263V264H257ZM2 264H3V262H2ZM6 264V263H5ZM11 264H13V263H11ZM40 264V263H39ZM43 264V263H42ZM90 264V263H89ZM112 264H115V262L114 263H112ZM130 264V263H129Z\"/></svg>", "mask_w": 264, "mask_h": 264}]
</instances>
